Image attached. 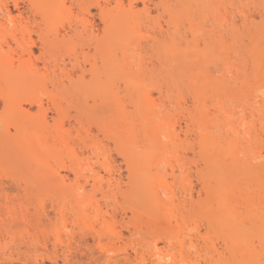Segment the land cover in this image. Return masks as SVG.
<instances>
[{
    "label": "rangeland",
    "instance_id": "rangeland-1",
    "mask_svg": "<svg viewBox=\"0 0 264 264\" xmlns=\"http://www.w3.org/2000/svg\"><path fill=\"white\" fill-rule=\"evenodd\" d=\"M36 1L37 2L39 1L40 4H38L37 2L35 3L34 0H6V1L0 0V5H1L0 6V35H1L0 36V72L3 71L4 73L2 72V74L4 75L6 74L8 75L7 72L9 69H10L9 72L10 71L14 72L17 69L18 71H16L15 73L19 72V75H17L18 77L13 76L14 78L13 81L17 80L15 83H13V81L10 80V82L13 83L11 87L10 85H8L9 83H7L4 78H2L3 75L0 73V264H142V263L151 264V262L153 261L152 260L153 256L152 257L150 256L152 253L157 252L156 249H159V251H162L163 254L164 253L166 254L169 251L170 254L175 255V257L174 256L173 257L175 258L174 261H176V264H185V263L186 264H194V263L195 264H215V263L217 264H236V263L242 264L243 260L241 257H239L240 255L237 254L238 252H235L236 253L235 254V253H231L229 251L223 250L224 249V246H223L224 238L223 237H225L224 231H226L225 228L227 227H222V229L224 228L223 229L224 231L223 233H220L222 232V231H218V228L220 227L215 226V225H218L219 221L223 218L222 212L224 209H222L221 211L219 208L221 207L220 205L223 203V201L220 202L219 200V202L216 203L218 200L216 201L215 198H212L213 195L211 197H208L209 195H205L204 191L201 190L202 187L201 188L199 187L201 184L199 183L201 182L200 181L201 179L199 180L200 176L198 172H200V175H201V174L207 173L208 171L212 170L210 169V166L212 165H208V163L207 164L205 163L206 165L209 166V167L208 166L206 167V165L202 161L206 160L208 157H212V156L215 157V155H218L217 153H221L223 155V152H225V150L228 151L226 149L228 143L226 144L225 141L229 140L230 142L231 139H227V137L232 138V140H235L237 138L236 139L237 141L236 140L234 141L237 144L233 143V145L235 146V149L231 147L232 155L236 153L234 156L235 157L239 156L238 159H235V163H234L236 164L237 170L239 172L240 170H242L241 171L242 173L241 172L240 173L243 175H247V173H245L246 167L242 165L244 167V171H243L242 166L240 168L239 166L242 163L246 165V162H249V166L251 165L252 167L250 166L251 167V170H250L248 166L247 167L248 170H250L251 172L252 170H254L253 172L255 174H258L257 176H259V177H256V175L253 174V176H255V178L257 179L254 178L253 180V177H252V179L250 180V176L248 177L246 176V178H243L242 180L243 176L237 170H235L237 171V175L239 174L238 176L239 179H237V181L235 180L234 183H232L233 184L232 189L234 190L235 187L238 190H241L242 188L244 189H242L243 193L242 191L240 193L238 190L234 191V197L236 198L238 197L237 194L235 195V193H238V192H239L238 195L242 194V196L238 198L242 197L245 199L248 197L249 199H251L253 197L254 199H251V200L254 201L253 203L255 205L254 206L255 208H253V205H252L253 203L249 201L250 204H249L248 209H250L251 212L253 210L255 211L253 212L256 213V215L255 216L253 215L254 216L253 218H258L256 219L257 221L256 220L252 221L250 219V217L252 216L249 214L250 216L247 218L249 220L246 219L249 222V224L248 222H246V224L244 225V229L241 228L242 229L241 232L245 234L243 235L241 232L239 233L240 230L237 232L239 233V235L242 234L241 236H246L245 239L248 236L249 239L248 238L247 239L249 241L251 240L253 241L252 243H254L255 246L252 245V247L254 246L252 250L257 247L256 249L252 251L253 254L255 253L254 257L256 256L258 257V255L260 256L261 253H264V251H262L261 249L259 250V248L261 247L256 245L258 244V242H256L257 237H255L258 235L262 236L264 232L263 231L264 219L259 218V217H262L259 215H258L259 217H256L258 214V211H260L263 214L261 210L262 208L264 209V203L263 201L262 202L260 201V200H263V193H264V183H263L264 182L263 181L264 180V176H263L264 169H262L264 168V165L262 166V168L258 167L264 164V156L260 155L262 153L264 155V126H263L264 125V95H263L264 81H262L264 80V74H263L264 73V70H263L264 69V57H263L264 56V0H194L193 2L192 0H121V1L120 0H109V1L108 0H95L96 2L94 0H88V1L87 0L85 1L84 0H45V1L36 0ZM76 1L79 3H77ZM239 1L241 4L239 3ZM42 2H45V3H42ZM47 2L49 6L51 7V8L49 7L50 10L47 6ZM86 2L88 3V5ZM194 2H195V5H194ZM130 3H131V6H130ZM14 4H17L18 7L15 8ZM35 4H38L39 7H37V5ZM99 4L102 8L105 7L107 11L111 12L112 17L110 19H107L105 16H104L105 18H103V16L101 15L102 13L99 11V7H94ZM145 5H148V7L145 8L144 7ZM4 6H7L6 8L10 11L9 16L5 12ZM85 6L87 9L85 8ZM82 7H84V9H86L87 11L82 9ZM185 7L189 9V11L185 9ZM210 8H212L215 11H213ZM45 9L47 11H51L52 13L50 15L51 17L46 13L47 11ZM191 9L193 11H191ZM130 10L134 13L133 14L134 16L135 15L138 16V13H139V16L138 17L136 16L135 21L132 20V18H130V21L128 20L129 22L127 23L126 21L127 19L125 18H127L128 15L126 14H128ZM184 11L186 12V15L188 14L189 18L184 15L185 14ZM124 12L126 13L125 18H123L124 15L122 16V18L119 16H116L117 13L123 14ZM135 12L137 14H135ZM171 14L173 15L171 16ZM6 16L8 17V19ZM56 17H59L58 19H60L61 17L60 20L63 21L62 24L57 22L60 25H56L57 23L54 20V18ZM9 18L10 19L12 18L11 21L12 22L15 21V22L9 25V22H8ZM80 18L85 19L86 23H89V24L86 25L83 19L82 20L85 24L82 23L81 22L82 20L81 21L79 20ZM143 18L144 19L147 18V19L144 20ZM47 19H49V21ZM174 19L176 20L175 23H177L176 26H175V23L173 26L171 25ZM49 22L50 23L52 22V25L53 23H56V24H54L55 26L53 27ZM131 22L132 24H130ZM125 23L128 24L129 30L132 28L131 26L129 27V24L133 25L135 27V28L133 27V30L135 32L131 30L130 31L134 32L138 36L141 35L142 38L139 39L137 36L135 35L133 36L132 33H129L130 31L127 32V35H126V31L123 32V30L127 28ZM110 24L111 26L113 25L114 28L116 26L115 29L117 30H120L119 27L122 28L121 30L124 36L123 38L121 37L122 35L119 36V40L122 39L121 40L122 42L119 41L120 44L117 43L116 45L115 40H117V37L114 35L117 33V31L112 30L114 28L111 27L112 35L110 34L111 36H109L110 38H108V40L111 39L109 40L110 41L109 43L111 44L112 47L111 49L108 48L110 49L109 53L111 54L108 55L109 64H107V66L108 68L110 67L112 68V66L110 65V61L111 63H114L113 59L115 58L114 59L115 67L113 66V69L110 68V70L112 71L114 70V72L111 73V71L109 70L110 73L109 75H107L108 70L106 69L107 71L104 72L105 69H102L104 68V65L106 62L105 61L104 65H102L103 63L102 59H104V57L102 58V56L103 55L105 57L107 56L108 49H107V53L100 51L102 49L101 48L99 49V47H97L98 46L97 40L101 39L102 37H106L104 35H106L107 33L106 32L104 33V28L108 27ZM117 24L120 26L117 27ZM123 24L125 25L126 28H124ZM45 25H49L48 28H50V30L46 27L49 30V32L53 29L55 30V27L57 26L55 31L58 30L57 31L58 34L60 32L59 38L60 37L62 38V35H64V37L69 39L70 42L67 41V39L65 38L64 43L61 44V46H64V47L62 48L58 47L57 49L52 48L53 50H49L50 48V47L48 48L49 44L47 45V47L45 46L46 48H44V46H41L42 42L40 38L43 39L45 36L44 34ZM79 25H81L82 27H80ZM189 25H191V28L189 27ZM173 27L176 30L172 31L174 29ZM80 31H81V34H80ZM54 33L56 34V32L54 31L51 34H54ZM76 33L79 35H77ZM138 33H141V34H138ZM51 34L47 35L48 37H50L49 39L53 38L52 36L54 37L56 36V35L51 36ZM72 34L73 35L75 34V35L73 36ZM41 35L43 36V38ZM76 36L77 37L80 36V37L76 38ZM15 37H17V40L19 42L16 41ZM31 41L34 42V44H32ZM258 41L260 42L259 43L260 45L257 44ZM112 42L115 45H113ZM25 43H26L25 45L26 48L23 46ZM125 44H127V46ZM160 45L161 47H163V49L160 48ZM222 45H224L225 48ZM166 46L169 47L167 48L168 56L166 54H165L166 56L164 55V52L166 51V48H165ZM116 47L119 49L116 50L115 49ZM47 48L49 51L47 50ZM112 48L115 50H113ZM174 48L175 49L177 48V49L175 50ZM226 48H229V49H226ZM161 49L164 50V52H162ZM28 50L29 52L31 50L29 54L27 53ZM172 50L174 52L173 54L170 53L171 54L170 55L169 52H172ZM200 51L201 53H199ZM70 53H73V54H70ZM111 55H112V58H110ZM257 55L259 57H257ZM122 56L125 59L122 58ZM194 56L196 57V59ZM76 57L78 59H75ZM128 57H129V60H126L128 59ZM162 57L166 59L164 60L162 59ZM170 57H171V61L169 60ZM28 58L30 60H28ZM179 58L181 59L184 58V59L181 60ZM214 58L215 59L219 58V59L215 60ZM161 60L163 61V63ZM176 61L178 62V64L176 63L177 65L175 64ZM18 62L19 63L22 62L24 66L20 65L22 63L19 64ZM116 62L118 65L116 64ZM168 62H169V65H168ZM255 62H256V65H255ZM123 63L124 64L126 63L125 65L127 66L123 65ZM116 65L119 66V68ZM209 66L212 71L210 72V74H209V71H210ZM7 67H9L8 70L6 69ZM126 67H128L129 70ZM254 67L256 69H254ZM116 68L118 69V71ZM200 68H202L203 70ZM90 69L92 70L94 69L96 71L98 70V73H99L98 81H100L99 84L102 83L104 86L107 85V88H109V90L107 88H103L104 86H102L101 84L97 85V80H96L97 78H95L94 80L92 71H90ZM148 69H150L152 72H149L150 70ZM154 69H156L157 71ZM126 70H128L127 73H126ZM159 70H161V72ZM158 71L159 73L157 74ZM21 72H22V75H20ZM200 74L201 75L203 74V75L201 76ZM259 74L260 76L262 74L263 77H260ZM100 75H102L103 77L102 76L100 77ZM126 76H128L129 79L126 78ZM131 79H133L132 81L135 84L131 81ZM192 79H195V81L193 80L191 82L190 80ZM213 79H215L216 81L214 82ZM93 80L94 82H96V84L93 82ZM217 80L220 83H218ZM128 81L132 82L131 84L133 86H131V84H128ZM210 81L211 83H208ZM256 81L260 83H256ZM186 82H188L187 85H186ZM200 82L202 85L200 84ZM79 83L83 84V87L82 85H79ZM190 83L192 84V87L194 85L195 87L191 88ZM242 83L244 84L248 83L250 87L248 85H247L248 87H246L245 85L242 86ZM113 84L115 85L113 86ZM197 84L199 85L197 86ZM85 85H86V88H84ZM94 85H97V86L95 87ZM99 86H102L101 87L102 89ZM210 86L211 87L213 86V88H211ZM214 86H218V87L215 88ZM93 87L96 88V90H94ZM98 87L99 89H101L100 90L101 92H98L99 90ZM133 87L135 89L138 87L137 88L138 90L137 89L135 90ZM228 87L233 88V89L232 90L230 89L229 93L227 94ZM103 89L104 91L102 92ZM143 89H145L146 92ZM216 89H219L220 91L218 90V92L216 93L217 91ZM234 89H236L237 92ZM75 90H76L75 94L76 93H77L76 95L79 94L78 97L73 93V91ZM84 90L86 93L82 92ZM142 90H143V93H142ZM244 90L247 92H245ZM110 91H113V92L115 91V93H111ZM136 91H138L139 93H137ZM201 91H205L206 94L205 92L202 93ZM108 92H110L109 94L110 98L107 95ZM214 92H215V95L213 94ZM238 92L241 94V96L245 97L246 100L242 98ZM101 93H105V94H101ZM147 93L149 94L146 95ZM188 93H190V95ZM195 93L196 94L198 93V94L196 95ZM245 93L247 97L245 96ZM138 94H140L139 97L141 96L140 97L141 100H139V97L137 96ZM142 94L146 95L149 98L150 100L149 102L151 103V105L147 100L148 98ZM99 95H101V97ZM112 95L114 96L112 97ZM203 95L204 97L200 99V97H202ZM207 95L209 96L207 97ZM33 98L39 99L40 104L38 103V105L37 104L35 105V102H38V101L37 100L35 101ZM107 98L114 100L116 104H114L113 106L112 104L113 102L111 103V101H109ZM172 98L175 101H173ZM215 98L217 99V101ZM193 99H195V101H192ZM209 99H212L213 102ZM27 100H29L28 101L29 103L27 102ZM93 100L97 103L95 105H97L98 108L97 106L92 104L94 102ZM98 100L100 102H98ZM145 100H147L149 105H147L148 103L143 104L141 102V101L144 102ZM30 101H32V105H29L31 104ZM136 101L138 105L136 104ZM57 102L59 103L58 109L61 110L62 114L57 109V105H58ZM140 102L142 104H140ZM233 102L235 103V105ZM261 102L263 104H261ZM193 104L194 105L197 104L196 108H194L195 106ZM89 105H91V108L96 107V109L94 110L91 109ZM20 106L22 110L26 112V114H28L26 122L23 121L21 118V116H24V115L22 114L23 112L20 111L19 109ZM99 106L101 107L99 108ZM137 106H138V110L136 109ZM146 106H148L147 109H146ZM149 107H151V109H149ZM140 109L141 110L144 109V111H142L143 115L142 114L140 115L139 113L141 112ZM200 110L205 113V116L206 115L207 116L205 117L203 115L204 113L199 114ZM19 111L22 113H20ZM116 111H117V114L115 113ZM147 111H149L150 117L146 116L148 115ZM110 113L111 115L113 114L115 117L113 115L111 117L109 115ZM119 113H120V117L122 115V118H125L122 121H121V118L118 117ZM93 114H95V116ZM106 114H108V116ZM215 114H216V118L219 116L217 118L218 120L216 118H213V116L215 117ZM116 115L118 118H120V120H118ZM193 115H194V118H192ZM196 115H198L197 116L198 121H196L197 119L195 118ZM199 116L201 118L205 117L204 120L206 119H208L209 121L211 120L210 122L208 121L210 123L209 125L208 122H205L202 119L203 125H204V122L208 124L207 127L205 126L207 128L205 129V131L209 130L208 131L209 133L211 131L212 135H210L208 132H207L208 134L206 135L205 134L206 132L202 130L204 129V127L202 126L203 128H201L199 127V125L198 126L196 125L197 122L199 123L201 122L200 125L202 124V120ZM106 117H108L107 118L109 119L108 121H104V119L106 120ZM157 118L161 122H158ZM239 118L243 119L244 122ZM155 119L156 121H154ZM192 119H194L195 121ZM219 119L222 124L219 122ZM235 119L237 120L239 119V120L237 121ZM126 120L128 123L124 122ZM139 120L141 123L143 122L142 126L140 122L138 123ZM144 120H146L145 122L146 125L144 124ZM18 121H20L21 123ZM236 121H237V125H235ZM258 121L262 123H259ZM150 122L152 124H155V127L157 128L156 132L152 136L151 134L153 133L150 130L151 129ZM214 122L216 123L219 122L220 124L218 123L217 125H215ZM101 123L103 125H101ZM120 123H123V125L125 126L123 127V125ZM192 123L194 126H192ZM23 124L25 127H27L25 129L28 131L23 129L24 128ZM126 124H128L127 125L128 127L126 126ZM245 124L246 126H248V129L245 126ZM260 124H262V126ZM107 125L110 128H112L111 131L109 128H106L107 131H104L105 129L104 126L107 127ZM213 126L219 129L216 130V128ZM226 126H228L227 129L224 128ZM229 126L231 129L229 128ZM250 126L252 127L249 128ZM58 127L61 129L60 132H59L60 129ZM116 127L117 128L119 127L118 130ZM236 127L238 129H236ZM120 128L122 131L124 130L125 133L119 130ZM129 128H130V131L128 132L125 131V130H128ZM143 128H144V131L142 130ZM197 128L198 129L201 128L200 129L201 132L204 131V134L206 135V138L208 140L213 138V141L214 143L216 142V144L211 145L212 142L210 141L211 143L210 144L208 140L206 141L204 139V137L201 139L202 134L199 133L200 131L197 132L196 130ZM56 129L58 130V132ZM131 129L133 131L129 135V132H131ZM241 129H243L244 131L242 130L241 132ZM246 129L248 131H246ZM149 131L151 133H149ZM174 131L175 132L177 131V135H179V138H177L178 136H176L177 138L176 139L174 135H172ZM225 132L228 133V136H226ZM146 133H147V137H146ZM125 134L127 135V137L133 135L131 136L132 138H134L133 142L137 144L136 145L134 143H129L128 146H131V148L129 147V149L127 146V149L128 150L131 149L132 152L138 151V153L136 152L134 156L136 163L139 160V158L137 159L136 155L138 156L139 154L140 158L141 156H145L146 159L143 158L142 160L145 161V163H148L147 166L145 167H147L146 169L148 170V172L150 171V175L154 173L156 174L159 173L158 175L161 176V178L158 179L159 181L155 182V184L153 183L154 186L152 184L150 185L152 186L151 188H153L155 191L154 195L156 194L158 195L157 197L154 196V198H156L155 202L157 203L156 204L157 206L155 207H152V201L154 203V199L151 196L149 197V195H147V197L143 199L141 197L146 196V195L140 194L139 190L141 189L138 190L139 192V193L137 192L138 195L136 194L135 189H131L132 187L135 188L138 185L136 184L131 185L134 181L133 179H135L133 176V174L135 173L134 172L135 170L132 171L134 173H132L131 175L130 170L128 171L127 169V164H126L127 162L125 163L124 158L121 155V151L125 149L123 147H126L125 144H128L127 143L128 139L125 137L126 136ZM57 135L61 137L62 140L58 139ZM112 135L114 137H112ZM249 135H251L252 137ZM115 136H118L119 138H121L122 136L123 139L121 138L120 140H116V138L118 139V137L115 138ZM131 137L130 139H132ZM148 137L150 138V140ZM172 137H174L175 139H173ZM251 138L253 142L251 141ZM258 138H259V141L263 140V141H260L263 145L259 143ZM203 139L204 141H206L204 143V147L206 148L208 152L211 151L212 149L213 150L211 151L212 154L209 153V155L207 154L205 156V153L202 152L201 145L203 146L202 144ZM145 140H148V141L146 142ZM151 141L155 142V145H151L153 146L154 149H152V147L148 148L150 147L148 142L150 143ZM254 141L256 142L258 141V142L256 143ZM56 142L58 145H56ZM67 142L69 144H66ZM123 142H126V143H124L123 145ZM128 142H132V140L131 141L128 140ZM154 142H151V143L154 144ZM159 142L161 146H158ZM54 143H55V146H58L59 148H62V149H59L57 147L59 150L57 149L56 151H54L56 149V147L54 146ZM218 144H221V146L224 148L223 149L221 147L222 149L221 148L217 149V150L221 149V151L223 150L222 152L221 151L216 152L215 148H217ZM139 145H143V146H139ZM146 146L148 147L146 148ZM41 147L42 149H40ZM52 147L54 148V150ZM120 147H122L123 149L120 150L121 149ZM188 147L191 148V150ZM49 148L50 149L52 148L51 152H54V153L57 152L55 154L53 153V155H56V156H53V155L49 156V154H52L49 152L50 151ZM63 148H65V151H63L64 150ZM158 148L159 150L156 152V149ZM205 148H203V151ZM209 148L210 150H208ZM36 149H38L41 152V154H37L39 151L37 150L38 152L36 153ZM236 149L237 150L239 149V150L237 151ZM260 149L261 151H259ZM41 150H43L44 152ZM68 150L69 152L71 151V154H72V151L74 150L73 153L75 154H72L74 156L72 155L70 157L65 156ZM149 150L150 152H153L152 154H150V157H149L150 160L146 156L147 155L146 151L147 153H150ZM134 152L132 153V155L134 154ZM201 152L203 155H201ZM140 153H143L146 155H143ZM229 153L228 154L226 153V154L229 155ZM101 154L102 155L106 154V157L105 155L102 156ZM226 154H224L225 157L222 158L224 159L223 161L225 164L223 163L224 165H222L221 163V165L223 166L221 167V171H229V169L233 167L232 165L233 162L232 164H228V165H226V163L229 160L232 161V159L235 157L231 159ZM37 155H40L39 157H41V155L44 157L45 155L44 157L45 159L43 160V157L40 159L38 158ZM48 156L52 157L53 159L51 158L49 159ZM258 156L259 157L262 156L261 159L256 158ZM213 157L212 159H214ZM105 158L106 160H104ZM71 159H73L75 163H73ZM142 160H140V162L138 163L143 162ZM167 161L169 162V164L167 163ZM217 162H219V159L218 161H216V164ZM237 162L239 163L238 165H237ZM145 163L144 162L141 163V166ZM102 164L103 165L107 164V165L106 166L104 165L105 166L104 167ZM158 164L160 165L158 166ZM172 165L174 166L175 169H173ZM202 165L203 166L205 165V166L203 167ZM70 166H71V169H70ZM198 166L199 167L201 166L202 169L205 168L203 169L205 171L203 172V170L200 169ZM136 167L137 166H134V169ZM158 167L159 168L162 167L160 168L162 171ZM171 167L174 172L171 170ZM197 168L199 169V171ZM206 168L208 170H206ZM107 169L108 171H106ZM146 169H144L145 172H147ZM177 169H179L181 172L179 173ZM138 170L139 172L143 171L140 167V164H138ZM207 174H210V173L208 172ZM207 174L206 176H208ZM261 174L262 176L260 177ZM181 175H185L183 177H185L186 184L183 183L184 178H181V177L179 178V176ZM135 176H136V179H140V177L137 178L136 173H135ZM215 177L213 179H215ZM213 179L210 180L211 185L212 184L214 185V183H212L214 182ZM60 180H63L64 183H60ZM248 180L250 182L252 181L253 184L252 182L249 183ZM93 181L97 185L94 184ZM108 181H110V184H108L109 183ZM111 182H113L114 184H112ZM93 184L95 186H93ZM115 184H117V186L119 187H116ZM235 184H237L238 186ZM254 184L257 185V187ZM164 185L165 187H163ZM222 186L223 187L225 186V188L227 187L224 184ZM145 188L147 189L148 187H145ZM225 188L219 189V190H222V192L219 195L220 197L222 196L224 197V195L226 194L225 190L227 189ZM248 188L252 189V191L249 190ZM143 190L145 189L143 188ZM169 190L171 191V194ZM164 191L165 193H163ZM197 193L198 194L201 193L202 195L200 194V197H199ZM189 194H190V197H187V195L189 196ZM249 194L252 197L248 196ZM205 196L208 198H206ZM243 196H246V197H243ZM173 198L175 199L177 198V199L175 200ZM236 198L233 199L232 203L230 201L232 205L230 203L229 205H231V207H233V205L234 207L237 206V203H240L242 201V198L241 199H238V198L236 199ZM236 200L238 201L237 203H236ZM245 200H248V199H245ZM184 201H185V204H184ZM225 202L226 201H224V203ZM257 202L258 204L261 202L262 203L261 205L263 206H258V204H256ZM132 204L133 205L135 204L136 206L135 205L133 206ZM207 204L210 206L209 210H208ZM205 205L208 211L203 210L205 209V207H203ZM256 205H257V208H256ZM187 207L190 209H188ZM222 207L225 208L226 205L225 207L224 206ZM238 207L240 211H242L243 213L245 210L244 205L238 206ZM152 208H155V209L152 210ZM158 208L159 210H161L160 212L159 210H157ZM176 210L178 211V214ZM201 210H203L205 213L209 212L212 216L214 214L213 217L216 219V222L214 220L215 222L214 223L211 220L213 218L212 217L210 218L211 215L209 213L208 214L210 216H208V214H204L203 211H202L203 214H201L200 212ZM217 211H219L221 215L220 216L221 219L219 221H218L219 214L218 216H216L217 214L215 213ZM143 212L146 214H144ZM163 212H165L166 214L165 213L163 214ZM34 214H36L35 217L33 216ZM37 214L39 216H37ZM152 214H154L155 217H157L156 219H159L160 221L159 220L155 221V218L154 219L152 218L153 220L149 219L148 216H151V217L154 216ZM203 215H206V218L208 217L207 219L210 218L209 222L211 223L209 222L207 223V219ZM146 216H147V222L145 219ZM160 216L162 217L160 218ZM140 220H143V221H140ZM144 220H145L146 225L148 223L147 226L143 225ZM152 221L156 225H154ZM176 221L180 222L177 224H179L180 225L179 227H181L184 230L180 228L179 229L180 232L176 231V234L171 233V235H174V236H170V235H169L170 237L167 236L168 242H164L166 240L163 239V236L167 231H165L164 233V230L161 229V226L163 228H165L166 226V229L172 228L174 230L175 229L174 226H177L175 223ZM183 221H184V224H182ZM149 223L156 226V228H154L153 225H150V229H149ZM222 223L224 224V226L227 224V223H224L223 221ZM222 223H221V226H223ZM210 224L212 225L211 229H210L211 227ZM139 225L142 226V227L140 226L141 230L139 229ZM157 225L158 226L161 225V226L158 228ZM213 225L215 226L217 230L213 229L214 228ZM208 227H209V231H208ZM153 228L155 230H157V228L161 229V231L156 233ZM195 229L198 230L199 232L197 233ZM134 230H135V233L137 234L134 233ZM162 231L164 233L162 235L160 234L162 238L161 236L157 237L158 235L157 236L154 235L155 233L158 234V233H161ZM171 232H175V231L171 230ZM112 233L115 235L112 236L111 235ZM166 234L168 235L169 233L167 232ZM145 235H148V236H145ZM116 236L117 237L119 236V237L117 238ZM176 239L178 243L179 241L185 242V244L184 242L181 243L182 244L181 247L183 246L184 248V250L182 248L183 252L181 248L178 246L179 244L176 243L177 242ZM151 240L152 241L154 240V241L152 242ZM188 240L189 241L192 240L194 241V243L191 241L192 243L189 244ZM169 241H170V244H167L169 243ZM174 242H175V245H174ZM207 242H209V245ZM153 243H155L154 244L156 246L155 249H153V247H155ZM194 244H195V248L193 246ZM186 245L188 247L191 246L192 248L191 247L186 248ZM197 248L199 249L197 250ZM207 249L210 251H208ZM135 250H137L138 252ZM217 250H219L218 252L220 253L221 251H223L221 253L222 255H220V253L218 254V252L216 253ZM178 251H180L181 253ZM210 252H213V253H210ZM178 253L181 254V256ZM124 254H126V256L128 255L127 260L131 259L129 260L130 262L128 261V263H126L125 261L126 257L123 258ZM245 255H242V256H245ZM213 256L214 257L216 256V257L214 258ZM155 260L156 258L154 257V262ZM182 260H184V263H182ZM208 260H210L211 262ZM216 260L218 261L216 262Z\"/></svg>",
    "mask_w": 264,
    "mask_h": 264
},
{
    "label": "bare ground",
    "instance_id": "bare-ground-1",
    "mask_svg": "<svg viewBox=\"0 0 264 264\" xmlns=\"http://www.w3.org/2000/svg\"><path fill=\"white\" fill-rule=\"evenodd\" d=\"M5 1H6V0H5ZM44 1H45V0H44ZM84 1H85V0H84ZM87 1H88V0H87ZM94 1H95V0H94ZM108 1H109V0H108ZM120 1H121V0H120ZM193 1H194V0H192V2H193ZM34 2L36 3L37 1L34 0ZM76 2H77V1H76ZM76 2H75V3H76ZM95 2H96V1H95ZM95 2H94V3H95ZM116 2H117V1H116ZM244 2H245V1H244ZM37 3L40 4L39 1H38ZM42 3H45V2H42ZM77 3H79V2H77ZM86 3H87V2H86ZM86 3H85V4H86ZM90 3H92V2H90ZM94 3H93V4H94ZM239 3H240V1H239ZM38 4H35V5H37V7H39ZM204 4H205V3H204ZM240 4H241V3H240ZM77 5H78V4H77ZM87 5H88V3H87ZM161 5H162V3H161ZM194 5H195V2H194ZM201 5H202V4H201ZM0 6H1V5H0ZM14 6H15V8L18 7L17 4H14ZM47 6H48V8L50 7L49 4H48V2H47ZM51 6H52V5H51ZM102 6H103V5H102ZM106 6H107V5H106ZM130 6H131V3H130ZM164 6H165V5H164ZM183 6H184V5H183ZM205 6H206V5H205ZM2 7H3V6H2ZM6 7H7V6H4V9H5V12H6V13L8 14V16H9V14H10L9 12H10V11H9ZM55 7H56V6H55ZM50 8H51V7H50ZM50 8H49V10H50ZM85 8H86V6H85ZM195 8H196V7H195ZM205 8H206V7H205ZM4 9H3V10H4ZM39 9H40V8H39ZM82 9H84V7H82ZM82 9H81V11H82ZM86 9H87V8H86ZM86 9H84V10L87 11ZM97 9H98V8H97ZM116 9H117V8H116ZM116 9H115V10H116ZM185 9H187V8L185 7ZM210 9H212V8H210ZM214 9H215V8H214ZM45 10H46V9H45ZM123 10H124V9H123ZM187 10L189 11V9H187ZM201 10H202V9H201ZM212 10H213V9H212ZM217 10H218V9H217ZM39 11H41V10H39ZM46 11H47V10H46ZM58 11H59V9H58ZM99 11L102 13L101 15L103 16V18L106 17L107 19H110V18L112 17V16H111V12H110V11H107L105 7L102 8V7L100 6V4H99ZM113 11H114V10H113ZM135 11H136V10H135ZM191 11H193V10L191 9ZM213 11H215V10H213ZM35 12H36V11H35ZM37 12H38V11H37ZM48 12H49V13H48ZM184 12H185V11H184ZM2 13H3V12H2ZM46 13H47L49 16L52 14L51 11H47ZM82 13H83V11H82ZM87 13H88V12H87ZM144 13H145V12H144ZM146 13H147V12H146ZM174 13H176V12H174ZM216 13H217V12H216ZM33 14H34V13H33ZM54 14H55V13H54ZM119 14H120V15H119ZM125 14H126L125 12H124L123 14H122V13H117L116 16H119V17L122 18V16L124 15L123 18H125L126 15H128L127 18H125V19H127V20H126L127 23L130 21V18H132V20L135 21L137 15L134 16V15H133L134 13H133L131 10L129 11L128 14H126V15H125ZM135 14H137V13L135 12ZM145 15H146V14H145ZM172 15H173V14H171V16H172ZM184 15H185L186 17L189 18L188 14L186 15V12H185ZM211 15H212V14H211ZM35 16H36V15H35ZM37 16H38V15H37ZM45 16H46V15H45ZM56 16H57V14H56ZM58 16H59V15H58ZM104 16H105V17H104ZM138 16H139V13H138ZM138 16H137V17H138ZM6 17H7V16H6ZM47 17H48V16H47ZM47 17H46V18H47ZM50 17H51V16H50ZM53 17H54V16H53ZM66 17H67V16H66ZM83 17H84V16H83ZM133 17H134V18H133ZM173 17H174V16H173ZM175 17H176V16H175ZM58 18H59V17L54 18L55 22H56V23L59 22V23L62 24L63 21L60 20L61 17H60V19H58ZM68 18H69V17H68ZM184 18H185V17H184ZM7 19H8V17H7ZM11 19H12V18H11ZM82 19H83V18H80L79 20L81 21ZM143 19H144V18H143ZM146 19H147V18H145L144 20H146ZM169 19H171V18H169ZM41 20H42V19H41ZM47 20L49 21V19H47ZM70 20H71V19H70ZM83 20H84V22L86 23V20H85V19H83ZM83 20L81 21L82 23H84ZM128 20H129V21H128ZM141 20H142V19H141ZM223 20H224V19H223ZM34 21H35V20H34ZM34 21H33V22H34ZM60 21H61V22H60ZM77 21H78V20H77ZM105 21H106V20H105ZM126 21H125V22H126ZM134 21H133V23H134ZM138 21H139V20H138ZM169 21H170V20H169ZM175 21H176L175 19L173 20V23H172V21H171V23H172L171 25H172V26L174 25ZM14 22H15V21H14ZM14 22H11V23H14ZM45 22H46V21H45ZM52 22H53V21H52ZM52 22H51V23L49 22V23L52 25ZM19 23H20V22H19ZM47 23H48V22H47ZM56 23H53L52 26L54 27V26H55L54 24H56ZM59 23H57L56 25H60ZM85 23H84V24H85ZM112 23H113V22H112ZM118 23H119V22H118ZM127 23H125L127 28H126L125 25L123 24L124 28H126V29L123 28V29H124L123 32L126 31V35H127V32H129L130 30H131V31H134V30H133V27H134V26H133V25H130V24H132V22L129 24V27H130V26L132 27L130 30H129V28H128V24H127ZM188 23H189V21H188ZM78 24H80V23H78ZM87 24H89V23H86V25H87ZM141 24H142V23H141ZM168 24H169V23H168ZM9 25H10V24H9ZM42 25H43V24H42ZM82 25H83V24H82ZM121 25H122V23H121ZM142 25H143V24H142ZM146 25H147V24H146ZM155 25H156V24H155ZM176 25H177V23H175V26H176ZM19 26H20V25H19ZM79 26L82 27L81 25H79ZM118 26H120V25L117 24V27H118ZM167 26H168V25H167ZM172 26H171V27H172ZM175 26H174V27H175ZM192 26H193V25H192ZM14 27H15V26H14ZM23 27H24V26H23ZM46 27L48 28L49 25H45V30H46V31L44 30V34H45L44 38H43V36L41 35L42 38H43V39L40 38V40H41V42H42V43H41V46H44V48H46L47 45L49 44L48 48H49V47L51 48V49L49 48V50L57 49L58 47H60V48L64 47V46H61V44L64 43V40H65L66 37H64V35H62V38H61V37L59 38V34H60V32H59V34H58V33H57L58 30L55 31L57 26L55 27V30H54V29L51 30L52 32H53V31L56 32V34H55V33H54V34H51L52 32H51V31H50L51 33L49 32L50 28H48V29H49V30H48ZM85 27H86V26H85ZM111 27L114 28V26H113V25L111 26V24H110L108 27H105V28H104V33L106 32L107 34L104 35V36H106V37H102L101 39L97 40V45H98L97 47H99V49H100V48L102 49V50H100V51H103V52H106V53H107V49H108V48L111 49V47H112L111 44L109 43V42H110L109 40H111V39L108 40V38H110L109 36L112 35ZM159 27H160V25H159ZM159 27H158V28H159ZM174 27H173V28H174ZM189 27L191 28V25H189ZM4 28H5V27H4ZM77 28H78V27H77ZM115 28H116V26H115ZM115 28L112 29V30H116V31H117V33L114 35V36L117 37V40H115V44L117 45V43L120 44L119 41L122 40V39L119 40V36L122 35L121 37L123 38L124 34H122V30H121L122 28L119 27L120 30H117V29H115ZM134 28H135V27H134ZM64 29H65V28H64ZM69 29H70V28H69ZM81 29H82V28H81ZM127 29H128V30H127ZM79 30H80V29H79ZM88 30H89V29H88ZM95 30H96V29H95ZM171 30H172V29H171ZM174 30H176V29L174 28L172 31H174ZM191 30H192V29H191ZM193 30H195V29H193ZM1 31H2V30H1ZM13 31H14V30H13ZM64 31H66V30H64ZM96 31H97V30H96ZM131 31H130L129 33H132L133 36L135 35V36H137L139 39L142 38L141 35H139V36H140V37H139L137 34H135V33H134L135 31H134V32H131ZM172 31H171V32H172ZM229 31H230V30H229ZM40 32H41V31H40ZM40 32H39V33H40ZM76 32H77V31H76ZM93 32H94V31H93ZM110 32H111V33H110ZM138 32H139V31H138ZM157 32H158V31H157ZM168 32H169V31H168ZM5 33H6V32H5ZM42 33H43V31H42ZM47 33H49V34H47ZM99 33H100V32H99ZM120 33H121V34H120ZM172 33H173V32H172ZM172 33H171V34H172ZM12 34H13V33H12ZM20 34H21V33H20ZM50 34H51V36H52V35H56V36H55V37L52 36L53 38L49 39L50 37H48L47 35H50ZM76 34H77V33H76ZM80 34H81V31H80ZM110 34H111V35H110ZM132 34H131V35H132ZM138 34H141V33H138ZM162 34H163V33H162ZM8 35H9V34H8ZM13 35H14V34H13ZM22 35H23V33H22ZM39 35H40V34H39ZM70 35H71V34H70ZM72 35H73V34H72ZM74 35H75V34H74ZM74 35H73V36H74ZM77 35H79V34H77ZM117 35H118V36H117ZM157 35H158V34H157ZM0 36H1V35H0ZM81 36H83V35H81ZM84 36H85V35H84ZM129 36H130V35H129ZM143 36H144V35H143ZM146 36H147V35H146ZM2 37H3V36H2ZM13 37H14V36H13ZM47 37H48V38H47ZM71 37H72V36H71ZM78 37H80V36H78ZM78 37L76 36V38H78ZM116 37H115V38H116ZM127 37H128V36H127ZM131 37H132V36H131ZM159 37H160V36H159ZM164 37H165V36H164ZM260 37H261V36H260ZM6 38H7V37H6ZM11 38H12V37H11ZM15 38H16V41H18V40H17V37H15ZM162 38H163V37H162ZM47 39H48V40H47ZM66 39H67V38H66ZM70 39H71V38H70ZM139 39H138V40H139ZM143 39H144V38H143ZM261 39H263V38H261ZM130 40H131V39H130ZM160 40H161V39H160ZM174 40H175V39H174ZM257 40H259V39H257ZM5 41H6V40H5ZM67 41H69V39H67ZM67 41H66V42H67ZM117 41H118V42H117ZM216 41H217V39H216ZM261 41H262V40H261ZM3 42H4V41H3ZM18 42H19V41H18ZM31 42H32V41H31ZM69 42H70V41H69ZM121 42H122V41H121ZM123 42H124V41H123ZM126 42H127V41H126ZM126 42H125V43H126ZM174 42H175V41H174ZM219 42H220V41H219ZM254 42H256V41H254ZM7 43H8V41H7ZM112 43H113V42H112ZM217 43H218V41H217ZM259 43H260V42L258 41L257 44H259ZM2 44H3V43H2ZM14 44H15V43H14ZM19 44H21V43H19ZM32 44H34V42H32ZM69 44H70V43H69ZM115 44L113 43V45H115ZM119 44H118V45H119ZM121 44H122V43H121ZM130 44H131V43H130ZM135 44H136V43H135ZM222 44H223V42H222ZM235 44H236V43H235ZM22 45H23V44H22ZM25 45H26V43H25L23 46L25 47ZM58 45H60V46H58ZM123 45H124V44H123ZM125 45L127 46V44H125ZM138 45H139V44H138ZM164 45H165V44H164ZM217 45H218V44H217ZM259 45H260V44H259ZM8 46H9V45H8ZM45 46H46V47H45ZM56 46H57V47H56ZM65 46H66V45H65ZM73 46H74V45H73ZM219 46H220V44H219ZM222 46L224 47V45H222ZM222 46H221V47H222ZM226 46H227V45H226ZM27 47H28V46H27ZM55 47H56V48H55ZM66 47H67V46H66ZM136 47H137V46H136ZM136 47H135V48H136ZM172 47H173V46H172ZM223 47H222V48H223ZM17 48H18V47H17ZM25 48H26V47H25ZM25 48H24V49H25ZM48 48H47V50H48ZM52 48H53V49H52ZM75 48H76V47H75ZM158 48H159V47H158ZM160 48L163 49V47H161V45H160ZM165 48H166V51H165L166 53L164 52V50H162V49H161V50H162V52H164V55H165V54L167 55V52H168L167 48H169V47L166 46ZM210 48H211V47H210ZM222 48H221V49H222ZM224 48H225V47H224ZM224 48H223V49H224ZM110 49H108V54H107L106 57H105L104 55L102 56V58L104 57V59H102V62H103L102 65H104V62L106 61V62H105V65H104V68H102V69H105L104 72L108 70V73L106 72L107 75H109V73H110L109 70H110V68H111L110 66H109L110 68H108V66H107V64H109V58H108V55L111 54V53H109V52H110V51H109ZM112 49H113V48H112ZM115 49L117 50V49H119V48L116 47ZM115 49H113V50H115ZM122 49H123V48H122ZM171 49H172V48H171ZM174 49H175V48H174ZM176 49H177V48H176ZM176 49H175V50H176ZM184 49H185V48H184ZM184 49H183V50H184ZM189 49H191V48H189ZM194 49H195V48H194ZM226 49H229V48H226ZM45 50H46V49H45ZM49 50H48V51H49ZM113 50H112V51H113ZM125 50H126V48H125ZM253 50H254V49H253ZM23 51H24V50H23ZM119 51H120V50H119ZM122 51H124V50H122ZM170 51H171V50H170ZM177 51H178V50H177ZM30 52H31V50H30ZM30 52H29V50H28L27 53L29 54ZM173 52H174V51L172 50V52H169V54H170V53L173 54ZM178 52H179V51H178ZM180 52H181V51H180ZM189 52H190V51H189ZM257 52H258V51H257ZM106 53H105V54H106ZM112 53H113V52H112ZM199 53H201V51H200ZM212 53H213V52H212ZM212 53H211V54H212ZM248 53H249V52H248ZM70 54H73V53H70ZM75 54H76V52H75ZM96 54H97V53H96ZM100 54H101V53H100ZM116 54H117V53H116ZM162 54H163V53H162ZM171 54H170V55H171ZM180 54H181V53H180ZM258 54H259V53H258ZM45 55H46V54H45ZM166 55H165V56H166ZM177 55H178V54H177ZM184 55H185V54H184ZM203 55H204V54H203ZM203 55H202V56H203ZM248 55H249V54H248ZM260 55H261V53H260ZM49 56H50V55H49ZM113 56H114V55H113ZM167 56H168V55H167ZM210 56H211V55H210ZM214 56H216V55H214ZM262 56H263V55H262ZM114 57H115V56H114ZM194 57H195V56H194ZM257 57H259V56L257 55ZM263 57H264V56H263ZM48 58H49V57H48ZM50 58H51V57H50ZM110 58H112V55L110 56ZM118 58H119V57H118ZM122 58H124V57L122 56ZM138 58H139V57H138ZM261 58H262V57H261ZM75 59H78V58L76 57ZM105 59H106V60H105ZM107 59H108V60H107ZM114 59H115V58H114ZM114 59H113L114 63H111V61H110V65L112 66L111 69H113V66L115 67V60H114ZM124 59H125V58H124ZM136 59H137V57H136ZM162 59L165 60L166 58H163V57H162ZM179 59H181V58H179ZM183 59H184V58H183ZM183 59H181V60H183ZM188 59H189V57H188ZM195 59H196V57H195ZM210 59H212V58H210ZM214 59H215V58H214ZM216 59H219V58H216ZM216 59H215V60H216ZM28 60H30V59L28 58ZM48 60H49V59H48ZM52 60H53V59H52ZM103 60H104V61H103ZM120 60H121V59H120ZM122 60H123V59H122ZM126 60H129V57H128V59H126ZM169 60L171 61V57H170ZM186 60H187V59H186ZM204 60H205V59H204ZM207 60H208V59H207ZM259 60H260V58H259ZM138 61H139V60H138ZM138 61H137V62H138ZM161 61H162V60H161ZM170 61H169V62H170ZM172 61H173V60H172ZM202 61H203V60H202ZM257 61H258V60H257ZM76 62H77V61H76ZM84 62H85V60H84ZM91 62H92V61H91ZM100 62H101V61H100ZM119 62H120V61H119ZM122 62H123V61H122ZM127 62H128V61H127ZM127 62H126V63H127ZM139 62H140V61H139ZM164 62H165V61H164ZM169 62H168V65H169ZM183 62H184V61H183ZM190 62H191V61H190ZM259 62H260V61H259ZM259 62H258V63H259ZM10 63H11V62H10ZM18 63H19V62H18ZM20 63H22V62H20ZM20 63H19V64H20ZM126 63H125V64H126ZM158 63H159V62H158ZM162 63H163V61H162ZM176 63L178 64L177 61L175 62V64H176ZM95 64H96V63H95ZM116 64H117V62H116ZM121 64H122V63H121ZM125 64L123 63V65H125ZM170 64H171V63H170ZM177 64H176V65H177ZM20 65L24 66L23 63L20 64ZM20 65H19V66H20ZM83 65H84V64H83ZM117 65H118V64H117ZM117 65H116V66H117ZM123 65H122V66H123ZM138 65H139V64H138ZM160 65H161V64H160ZM203 65H204V64H203ZM239 65H240V64H239ZM241 65H242V64H241ZM255 65H256V62H255ZM258 65H259V64H258ZM258 65H257V66H258ZM260 65H261V64H260ZM125 66H127V65H125ZM156 66H157V65H156ZM163 66H164V65H163ZM166 66H167V65H166ZM5 67H6V66H5ZM12 67H13V66H12ZM12 67H11V68H12ZM79 67H80V66H79ZM117 67L119 68V66H117ZM123 67H124V66H123ZM128 67H130V66H128ZM128 67H126V68L128 69ZM154 67H155V66H154ZM169 67H170V66H169ZM240 67H241V66H240ZM240 67H239V68H240ZM255 67H256V66H255ZM255 67H254V69H256ZM83 68H84V67H83ZM98 68H99V67H98ZM144 68H145V67H144ZM167 68H168V67H167ZM203 68H204V67H203ZM230 68H231V67H230ZM230 68H229V69H230ZM259 68H260V67H259ZM259 68H258V70H259ZM6 69L8 70L9 67H7ZM28 69H29V68H28ZM106 69H107V70H106ZM114 69H115V68H114ZM116 69H117V68H116ZM120 69H122V68H120ZM123 69H124V68H123ZM145 69H146V68H145ZM158 69H159V68H158ZM165 69H166V68H165ZM165 69H164V70H165ZM170 69H171V68H170ZM200 69H202V68H200ZM243 69H244V68H243ZM2 70H3V69H2ZM9 70H10V69H9ZM9 70H8V72H7L9 76H8L7 74H6V75L2 74L3 71H1L0 73L3 75L2 78H4L5 81H6L7 83H9L8 85H10V87H11V85L17 81V80H16V81H13V80H14L13 76H14V77H18L17 75H19V72L15 73L16 71H18V69H17L16 71H14V69H13L14 72H12V71L9 72ZM59 70H60V69H59ZM78 70H79V68H78ZM93 70H94V69H93ZM93 70L90 69V71H92V74H93L94 80H95V78H97V79H96V80H97V85H100V84H101L102 86H104L102 83L99 84L100 81H98V79H99V78H98V77H99L98 70H97V71H96V70L93 71ZM128 70H129V69H128ZM128 70H126V73L128 72ZM130 70H131V69H130ZM148 70H150V69H148ZM154 70H156V69H154ZM161 70H163V69H161ZM161 70H159V71L161 72ZM168 70H169V69H168ZM178 70H179V69H178ZM202 70H203V69H202ZM207 70H208V69H207ZM209 70H210V71H209V74H210V72H212L211 69H210V66H209ZM235 70H236V69H235ZM263 70H264V69H263ZM32 71H33V70H32ZM110 71H111V73L114 72V70H113V71L110 70ZM117 71H118V69H117ZM117 71H115V72H117ZM143 71H144V70H143ZM156 71H157V70H156ZM159 71L157 72V74L159 73ZM195 71H196V70H195ZM197 71H198V69H197ZM197 71H196V72H197ZM260 71H261V69H260ZM80 72H81V71H80ZM101 72H102V71H101ZM122 72H123V71H122ZM129 72H130V71H129ZM149 72H152V71L150 70ZM170 72H172V71H170ZM203 72H204V71H203ZM205 72H206V71H205ZM225 72H226V71H225ZM229 72H230V71H229ZM255 72H256V70H255ZM255 72H254V74H255ZM3 73H4V72H3ZM10 73H11V74H10ZM13 73H15V74H13ZM106 73H105V74H106ZM164 73H166V72H164ZM177 73H178V71H177ZM199 73H200V72H199ZM230 73H231V72H230ZM132 74H133V73H132ZM136 74H137V72H136ZM150 74H151V73H150ZM190 74H191V73H190ZM190 74H189V75H190ZM204 74H205V73H204ZM211 74H212V73H211ZM224 74H225V73H224ZM238 74H239V73H238ZM243 74H244V73H243ZM263 74H264V73H263ZM20 75H22V72H21ZM64 75H65V74H64ZM84 75H85V74H84ZM117 75H118V74H117ZM125 75H126V74H125ZM133 75H134V74H133ZM163 75H164V74H163ZM200 75H201V74H200ZM202 75H203V74H202ZM202 75H201V76H202ZM205 75H206V74H205ZM219 75H220V74H219ZM226 75H227V74H226ZM11 76H12V77H11ZM69 76H70V75H69ZM101 76H102V75H100V77H101ZM105 76H106V75H105ZM137 76H138V75H137ZM137 76H136V77H137ZM153 76H154V75H153ZM160 76H161V75H160ZM180 76H181V75H180ZM192 76H193V75H192ZM208 76H210V75H208ZM211 76H212V75H211ZM233 76H234V75H233ZM235 76H236V75H235ZM259 76H260V74H259ZM5 77H6V78H5ZM9 77H10V79H9ZM64 77H65V76H64ZM102 77H103V76H102ZM114 77H115V76H114ZM130 77H132V76H130ZM134 77H135V76H134ZM171 77H172V76H171ZM195 77H197V76H195ZM195 77H194V78H195ZM213 77H214V76H213ZM215 77H216V76H215ZM237 77H238V76H237ZM260 77H263L262 74H261ZM11 78H12V79H11ZM19 78H20V77H19ZM19 78H18V79H19ZM66 78H67V76H66ZM126 78H128V76H126ZM161 78H162V77H161ZM184 78H185V77H184ZM207 78H208V77H207ZM220 78H221V76H220ZM235 78H236V77H235ZM256 78H257V77H256ZM4 79H3V80H4ZM7 79H8V80H7ZM62 79H63V78H62ZM84 79H85V78H84ZM120 79H121V78H120ZM128 79H129V78H128ZM128 79H127V80H128ZM204 79H205V78H204ZM10 80H12L13 83L10 82ZM94 80H93V82H94ZM109 80H110V78H109ZM115 80H116V79H115ZM132 80H133V79H131V81H132ZM144 80H145V79H144ZM193 80L195 81V79H192V80H190V81L192 82ZM211 80H212V79H211ZM213 80H214V82L216 81L215 79H213ZM129 81H130V80H129ZM129 81H128V84H131V83L133 82V81H132V82H129ZM178 81H179V80H178ZM190 81H189V82H190ZM227 81H228V80H227ZM229 81H230V80H229ZM239 81H241V80H239ZM262 81H264V80H262ZM56 82H57V80H56ZM77 82H78V81H77ZM93 82H92V84H93ZM104 82H105V81H104ZM176 82H177V81H176ZM179 82H180V81H179ZM206 82H207V80H206ZM212 82H213V81H212ZM217 82H218V80H217ZM69 83H70V82H69ZM71 83H72V82H71ZM80 83H81V82H80ZM80 83H79V85H82V87H83V84H80ZM94 83L96 84V82H94ZM106 83H107V82H106ZM133 83H134V82H133ZM136 83H137V82H136ZM141 83H142V82H141ZM181 83H182V81H181ZM187 83H188V82H186V85H187ZM204 83H205V82H204ZM208 83H211V81L208 82ZM218 83H220V82H218ZM218 83H217V84H218ZM256 83H260V82H257V81H256ZM256 83H254V84H256ZM40 84H41V83H40ZM60 84H61V83H60ZM73 84H74V83H73ZM73 84H72V85H73ZM89 84H91V83H89ZM134 84H135V83H134ZM200 84H201V82H200ZM205 84H206V83H205ZM215 84H216V83H215ZM239 84H240V82H239ZM66 85H67V84H66ZM97 85H94V86L96 87ZM114 85H115V84H113V86H114ZM142 85H143V84H142ZM145 85H146V84H145ZM182 85H183V83H182ZM190 85H191V86H190L191 88L195 87V85L192 87V84H191V83H190ZM198 85H199V84H197V86H198ZM201 85H202V84H201ZM230 85H231V84H230ZM243 85H245L246 87L249 86L248 83H245V84L242 83V86H243ZM247 85H248V86H247ZM257 85H259V84H257ZM53 86H54V85H53ZM55 86H56V85H55ZM57 86H58V85H57ZM91 86H92V85H91ZM102 86H99V87L101 88ZM113 86H112V87H113ZM131 86H133V85L131 84ZM146 86H147V85H146ZM171 86H173V85H171ZM171 86H170V87H171ZM239 86H240V85H239ZM261 86H262V85H261ZM45 87H46V86H45ZM58 87H59V86H58ZM69 87H70V85H69ZM69 87H67V88H69ZM76 87H77V86H76ZM87 87H88V86H87ZM99 87H98V89H99ZM108 87H109V86H108ZM115 87H116V86H115ZM120 87H121V86H120ZM174 87H175V86H174ZM185 87H186V86H185ZM210 87H211V86H210ZM214 87L216 88V87H218V86H214ZM229 87H230V86H229ZM229 87H228L227 94L229 93V90H230V89H231V90L233 89V88H229ZM249 87H250V86H249ZM79 88H80V87H79ZM84 88H86V85H85ZM84 88H83V89H84ZM91 88H92V87H91ZM91 88H90V89H91ZM93 88H94V87H93ZM103 88H107V85L104 86ZM133 88H134V87H133ZM137 88H138V87H137ZM137 88H136V89H137ZM144 88H146V87H144ZM164 88H165V87H164ZM187 88H188V86H187ZM187 88H186V89H187ZM191 88H190V89H191ZM199 88H200V87H199ZM211 88H213V86H212ZM238 88H240V87H238ZM242 88H243V87H242ZM72 89H73V88H72ZM75 89H76V88H75ZM101 89H102V88H101ZM101 89H99L98 92H101V91H100ZM107 89L109 90V88H107ZM134 89H135V88H134ZM134 89H133V90H134ZM136 89H135V90H136ZM160 89H161V88H160ZM172 89H173V88H172ZM236 89H237V88H236ZM236 89H234V90L236 91ZM94 90H96V88H94ZM108 90H107V91H108ZM110 90H111V89H110ZM131 90H132V88H131ZM135 90H134V91H135ZM137 90H138V89H137ZM143 90L145 91V89H143ZM143 90H142V93H143ZM146 90H147V89H146ZM192 90H193V89H192ZM206 90H207V88H206ZM216 90H217V91H216V93H217L219 89H216ZM237 90H238V89H237ZM6 91H7V89H6ZM71 91H72V90H71ZM103 91H104V89L102 90V92H103ZM105 91H106V90H105ZM158 91H159V90H158ZM166 91H167V90H166ZM210 91H212V90H210ZM219 91H220V90H219ZM240 91H242V90H240ZM244 91H245V90H244ZM75 92H76V90L73 91L74 94H75ZM82 92H85V90L82 91ZM93 92H95V91H93ZM98 92H97V93H98ZM110 92H111V93H115V91H114V92H113V91H110ZM110 92H108V94H107V95L109 96V98H110V95H109ZM117 92H118V91H117ZM136 92L139 93L138 91H136ZM145 92H146V91H145ZM170 92H171V91H170ZM201 92L204 93L205 91H201ZM233 92H234V91H233ZM233 92H232V93H233ZM236 92H237V91H236ZM245 92H247V91H245ZM37 93H38V92H37ZM85 93H86V92H85ZM88 93H89V91H88ZM131 93H132V91H131ZM191 93H192V91H191ZM232 93H231V94H232ZM234 93H235V92H234ZM238 93H239V92H238ZM243 93H244V92H243ZM5 94H6V93H5ZM76 94H77V93H76ZM76 94H75V95H76ZM91 94H92V93H91ZM98 94H99V93H98ZM101 94H105V93H101ZM148 94H149V93H147L146 95H148ZM169 94H170V93H169ZM169 94H168V95H169ZM188 94L190 95V93H188ZM193 94H194V93H193ZM195 94H196V93H195ZM197 94H198V93H197ZM197 94H196V95H197ZM205 94H206V92H205ZM208 94H209V93H208ZM211 94H212V92H211ZM213 94L215 95V92H214ZM220 94H221V92H220ZM235 94H236V93H235ZM239 94H240V93H239ZM248 94H249V93H248ZM250 94H251V93H250ZM34 95H35V94H34ZM37 95H38V94H37ZM67 95H68V94H67ZM81 95H82V94H81ZM85 95H86V94H85ZM93 95H95V94H93ZM139 95H140V94H138L137 96L139 97ZM142 95H144V94H142ZM146 95H144V96H146ZM161 95H162V94H161ZM164 95H165V94H164ZM209 95H210V94H209ZM209 95H207V97H208ZM217 95H218V94H217ZM217 95H216V97H217ZM237 95H238V94H237ZM263 95H264V93H263ZM71 96H72V95H71ZM76 96L78 97L79 94L76 95ZM99 96L101 97V95H99ZM113 96H114V95H112V97H113ZM135 96H136V95H135ZM165 96H166V95H165ZM218 96H219V95H218ZM223 96H224V95H223ZM240 96H241V94H240ZM245 96H246V93H245ZM102 97H104V96H102ZM140 97H141V96H140ZM140 97H139V100H141ZM146 97H147V96H146ZM146 97H145V98H146ZM194 97H195V96H194ZM194 97H193V98H194ZM196 97H197V96H196ZM199 97H200V96H199ZM203 97H204V95H203L202 97H200V99L203 98ZM205 97H206V95H205ZM238 97H239V96H238ZM241 97L244 98V99L246 100L245 97H243V96H241ZM246 97H247V96H246ZM47 98H48V97H47ZM54 98H55V97H54ZM64 98H65V97H64ZM75 98H76V97H75ZM80 98H81V96H80ZM82 98H83V97H82ZM95 98H96V97H95ZM109 98H107V99H108L109 101H111V103L113 102L112 104H113V106H114V104H116V102H114V100H111V99H109ZM120 98H121V97H120ZM130 98H131V97H130ZM136 98H137V97H136ZM147 98H148V97H147ZM147 98H146V99H147ZM209 98H210V97H209ZM222 98H223V97H222ZM255 98H256V97H255ZM33 99H34V98H33ZM93 99H94V98H93ZM96 99H97V98H96ZM172 99H173V98H172ZM198 99H199V98H198ZM198 99H197V100H198ZM200 99H199V100H200ZM215 99H216V98H215ZM223 99H224V98H223ZM227 99H228V98H227ZM247 99H248V98H247ZM34 100H35V101H36V100L38 101V102H35V105H36V104L38 105V103L40 104L39 99L36 98V99H34ZM40 100H41V98H40ZM52 100H53V99H52ZM75 100H76V99H75ZM108 100H107V101H108ZM147 100H148V102L150 101L149 98H148ZM147 100H145L144 102H143V101H141V102H142L143 104H144V103H148ZM209 100L212 101V99H209ZM221 100H222V99H221ZM252 100H253V98H252ZM260 100H261V99H260ZM28 101H29V100H27V102H28ZM53 101H54V100H53ZM53 101H52V102H53ZM69 101H70V100H69ZM91 101H92V100H91ZM93 101H94V100H93ZM129 101H130V100H129ZM153 101H154V100H153ZM173 101H175V100L173 99ZM177 101H178V100H177ZM192 101H195V99H193ZM216 101H217V99H216ZM219 101H220V100H219ZM219 101H218V102H219ZM230 101H231V100H230ZM247 101H249V100H247ZM250 101H251V100H250ZM255 101H256V100H255ZM262 101H263V100H262ZM65 102H66V101H65ZM94 102H95V101H94ZM94 102H93L92 104H94V105L97 104L96 102H95V103H94ZM98 102H100V101L98 100ZM134 102H135V100H134ZM141 102H140V104H142ZM198 102H200V101H198ZM203 102H204V101H203ZM203 102H202V104H203ZM212 102H213V101H212ZM214 102H215V101H214ZM238 102H239V101H238ZM245 102H246V101H245ZM245 102H244V103H245ZM28 103H29V102H28ZM30 103H31V104H29V105H32V101H30ZM74 103H75V102H74ZM149 103H150V102H149ZM149 103H148L147 105H149ZM174 103H175V102H174ZM185 103H186V102H185ZM191 103H192V102H191ZM195 103H196V102H195ZM227 103H228V102H227ZM233 103H234V102H233ZM236 103H237V102H236ZM258 103H259V102H258ZM41 104H42V103H41ZM57 104H58V105H57V109H58V107H59V103L57 102ZM136 104H137V101H136ZM172 104H173V103H172ZM176 104H177V102H176ZM180 104H181V103H180ZM209 104H210V103H209ZM217 104H218V103H217ZM217 104H216V105H217ZM242 104H243V103H242ZM261 104H263V103L261 102ZM261 104H260V105H261ZM110 105H111V104H110ZM124 105H125V104H124ZM137 105H138V104H137ZM150 105H151V103H150ZM193 105H194V104H193ZM212 105H213V104H212ZM226 105H227V104H226ZM234 105H235V103H234ZM244 105H245V104H244ZM39 106H40V105H39ZM55 106H56V105H55ZM89 106H90V108H91V105H89ZM92 106H93V105H92ZM95 106H97V105H95ZM108 106H109V105H108ZM140 106H141V105H140ZM144 106H145V105H144ZM144 106H143V108H144ZM153 106H154V105H153ZM182 106H183V105H182ZM194 106H195L194 108H196L197 104H195ZM199 106H200V105H199ZM219 106H220V105H219ZM93 107H94V106H93ZM100 107H101V106H99V108H100ZM154 107H155V106H154ZM154 107H153V108H154ZM158 107H159V106H158ZM172 107H173V106H172ZM176 107H177V106H176ZM186 107H188V106H186ZM191 107H192V105H191ZM207 107H208V106H207ZM207 107H206V108H207ZM211 107H212V106H211ZM215 107H216V106H215ZM249 107H250V106H249ZM41 108H42V107H41ZM77 108H78V107H77ZM97 108H98V106H97ZM119 108H120V107H119ZM122 108H123V107H122ZM140 108H141V107H140ZM147 108H148V106H146V109H147ZM197 108H198V107H197ZM212 108H213V107H212ZM252 108H253V107H252ZM19 109H20V111H22L23 113L20 112V111H19V112L22 113V114L24 115V116H21L22 120L26 122V119H27L28 114H26V112H24V111L22 110L21 106L19 107ZM39 109H40V108H39ZM91 109L94 110V109H96V107H95V108H91ZM136 109L138 110V106H137ZM149 109H151V107H149ZM156 109H158V108H156ZM160 109H161V107H160ZM179 109H180V108H179ZM201 109H202V108H201ZM218 109H219V108H218ZM241 109H242V108H241ZM248 109H249V108H248ZM257 109H258V108H257ZM261 109H262V108H261ZM55 110H56V109H55ZM58 110L61 112L60 109H58ZM93 110H92V111H93ZM125 110H126V109H125ZM140 110H141V109H140ZM140 110H139V111H140ZM189 110H190V109H189ZM195 110H196V109H195ZM219 110H220V109H219ZM219 110H218V111H219ZM98 111H99V109H98ZM135 111H136V110H135ZM142 111H144V109L141 110V112H139L140 115H141V114L143 115V112H142ZM200 111H201V110H200ZM200 111H199V114H200V113H202V114L204 113L203 111H201V112H200ZM232 111H233V110H232ZM241 111H242V110H241ZM253 111H254V110H253ZM16 112H17V111H16ZM55 112H56V111H55ZM84 112H85V111H84ZM155 112H156V111H155ZM182 112H183V111H182ZM226 112H227V110H226ZM243 112H244V111H243ZM255 112H256V110H255ZM259 112H260V111H259ZM24 113H25V114H24ZM115 113L117 114V111H116ZM147 113H148V115H146V116H149V115H150L149 111H147ZM208 113H209V112H208ZM232 113H233V112H232ZM61 114H62V112H61ZM158 114H159V113H158ZM199 114H198V115H199ZM210 114H211V113H210ZM253 114H254V113H253ZM93 115L95 116V114H93ZM106 115L108 116V114H106ZM106 115H105V116H106ZM109 115L112 117L113 114L111 115V113H110ZM138 115H139V114H138ZM181 115H182V114H181ZM198 115L195 116V118H197L196 121H198V117H197ZM203 115L205 116V113H204ZM212 115H213V114H212ZM259 115H260V114H259ZM17 116H18V115H17ZM61 116H62V115H61ZM113 116H114V115H113ZM129 116H130V114H129ZM134 116H135V115H134ZM134 116H133V118H134ZM136 116H137V115H136ZM151 116H152V115H151ZM154 116H155V115H154ZM160 116H161V114H160ZM206 116H207V115H206ZM206 116H205V117H206ZM252 116H253V115H252ZM19 117H20V116H19ZM114 117H115V116H114ZM116 117H117V115H116ZM118 117H120V113H119V116H118ZM118 117H117V118H118ZM141 117H142V116H141ZM144 117H145V116H144ZM149 117H150V116H149ZM149 117H148V118H149ZM156 117H157V115H156ZM186 117H187V116H186ZM199 117H200V116H199ZM205 117H202V118L200 117V118H201V120H202V119L204 120ZM211 117H212V116H211ZM218 117H219V116H218ZM218 117H217V118H218ZM233 117H234V116H233ZM240 117H241V116H240ZM42 118H43V117H42ZM104 118H105V117H104ZM104 118H102V119H104ZM107 118H108V117H106V120L104 119V121H108L109 119H107ZM120 118H121V121H122L123 119H125V118H122V115H121ZM120 118H118V120H120ZM142 118H143V117H142ZM164 118H165V117H164ZM192 118H194V115H193ZM208 118H210V117H208ZM213 118H216V114H215V117L213 116ZM213 118H211V119H213ZM217 118H216V119H217ZM256 118H257V117H256ZM44 119H45V118H44ZM112 119H113V118H112ZM135 119H136V118H135ZM149 119H150V118H149ZM159 119H160V118H159ZM190 119H191V118H190ZM229 119H230V118H229ZM239 119H241V118H239ZM239 119H238V120H239ZM22 120H21V121H22ZM92 120H93V119H92ZM118 120H117V121H118ZM146 120H147V119H146ZM146 120H144V124H145V125H146V123H145ZM157 120H158V118H157ZM192 120H194V119H192ZM199 120H200V119H199ZM203 120H202V124H201V125H200L201 122H200V123L197 122L196 125H197V126L199 125V127H201V128L204 127V129H202V130L205 131V129H207L206 127H207V125H208V124H206L205 122H208L209 120H208V119H206L207 121L204 120V121H205V122H204V125H203ZM217 120H218V119H217ZM224 120H225V119H224ZM235 120H237V119H235ZM235 120H234V121H235ZM238 120H237V121H238ZM241 120L243 121V119H241ZM23 121H22V122H23ZM81 121H82V119H81ZM141 121H142V120H141ZM154 121H156V119H155ZM188 121H189V120H188ZM188 121H187V122H188ZM190 121H191V120H190ZM194 121H195V120H194ZM194 121H193V123H194ZM210 121H211V120H210ZM210 121H209V122H210ZM237 121L235 122V123H236L235 125H237ZM18 122H20V121H18ZM30 122H31V121H30ZM119 122H120V121H119ZM124 122H127V120L124 121ZM136 122H137V121H136ZM139 122H140V120L138 121V123H139ZM148 122H149V121H148ZM158 122H161V121L158 120ZM162 122H163V121H162ZM209 122H208V123H209ZM219 122H220V119H219ZM219 122H217V123L214 122V123H215V125H217ZM243 122H244V121H243ZM258 122H259V121H258ZM20 123H21V122H20ZM37 123H38V122H37ZM108 123H110V122H108ZM127 123H128V122H127ZM140 123H141V122H140ZM142 123H143V122H142ZM142 123H141V126L143 125ZM150 123H151V122H150ZM155 123H156V122H155ZM193 123H192V126H194ZM220 123H221V122H220ZM220 123H219V124H220ZM259 123H262V122H259ZM259 123H258V124H259ZM18 124H19V123H18ZM78 124H80V123H78ZM82 124H83V123H82ZM118 124H119V123H118ZM120 124L123 125V123H120ZM156 124H157V123H156ZM164 124H165V123H164ZM205 124H206V125H205ZM221 124H222V123H221ZM225 124H226V123H225ZM248 124H249V123H248ZM35 125H36V124H35ZM101 125H103V124L101 123ZM127 125H128V124H126V126H127ZM157 125H158V124H157ZM161 125H163V124H161ZM186 125H187V124H186ZM209 125H210V123H209ZM211 125H212V124H211ZM260 125L262 126V124H260ZM23 126H24V124H23ZM124 126H125V125H123V127H124ZM158 126H159V125H158ZM165 126H166V125H165ZM202 126H203V127H202ZM205 126H206V127H205ZM221 126H222V125H221ZM221 126H220V127H221ZM245 126H246V124H245ZM263 126H264V125H263ZM44 127H45V126H44ZM59 127H61V126H59ZM59 127H58V128H59ZM112 127H113V126H112ZM127 127H128V126H127ZM139 127H140V126H139ZM144 127H145V126H144ZM161 127H162V126H161ZM170 127H171V126H170ZM180 127H181V126H180ZM213 127H215V126H213ZM246 127H247V129H248V126H246ZM251 127H252V126H250L249 128H251ZM259 127H260V126H259ZM25 128H27V127L24 126L23 129H25ZM29 128H30V127H29ZM46 128H47V127H46ZM46 128H45V129H46ZM104 128H105L104 131H107L106 128H109L110 131L112 130V128H110L108 125H107V127L104 126ZM116 128H117V127H116ZM118 128H119V127H118ZM118 128H117V130H118ZM150 128H151V129H150ZM150 128H149V129H150L151 132L153 133V134H151V136H152V135H154V133L156 132V129H157V128L155 127V124H152V123L150 124ZM168 128H169V127H168ZM168 128H167V130H168ZM173 128H174V127H173ZM201 128H200V129H201ZM215 128H216V127H215ZM224 128L227 129L228 126H226V127H224ZM229 128H230V126H229ZM232 128H233V127H232ZM40 129H41V127H40ZM40 129H39V130H40ZM59 129H60V128H59ZM125 129H126V128H125ZM194 129H195V128H194ZM200 129L197 128V129H196L197 132H199ZM209 129H210V128H209ZM217 129H219V128H216V130H217ZM230 129H231V128H230ZM236 129H238V128L236 127ZM239 129H240V128H239ZM247 129H246V131H248ZM252 129H253V128H252ZM18 130H19V129H18ZM25 130H26V129H25ZM47 130H49V129H47ZM56 130H57V129H56ZM56 130H55V131H56ZM119 130H121V128H120ZM142 130L144 131V128H143ZM160 130H161V129H160ZM162 130H163V129H162ZM167 130H166V131H167ZM172 130H174V129H172ZM188 130H189V129H188ZM214 130H215V129H214ZM242 130H243V129H241V132H242ZM26 131H28V130H26ZM26 131H25V133H26ZM29 131H30V130H29ZM60 131H61V129L59 130V132H60ZM121 131H122V130H121ZM125 131H127V132L130 131V128H129L128 130H125ZM132 131H133V130L131 129V132H129V135L132 133ZM137 131H138V130H137ZM204 131H202L203 133H202L201 131H200L199 133L202 134V135H201V139L204 137V139L207 141L208 139L206 138V135L209 133V132H208L209 130H208V131H205V132H206V133H205L206 135L204 134ZM218 131H219V130H218ZM222 131H223V130H222ZM233 131H234V130H233ZM243 131H244V130H243ZM57 132H58V130H57ZM108 132H109V131H108ZM122 132H124V130H123ZM145 132H146V130H145ZM151 132L149 131V133H151ZM207 132H208V133H207ZM219 132H220V131H219ZM219 132H218V133H219ZM234 132H235V131H234ZM255 132H256V131H255ZM37 133H38V132H37ZM40 133H41V132H40ZM40 133H39V134H40ZM42 133H43V132H42ZM62 133H63V132H62ZM124 133H125V132H124ZM136 133H137V132H136ZM141 133H142V131H141ZM165 133H167V132H165ZM171 133H172V132H171ZM173 133H175V134H173ZM173 133H172V135H174L175 138H176V136H178L177 138H179V135H177V131H176V132L174 131ZM178 133H179V132H178ZM213 133H214V132H213ZM216 133H217V132H216ZM225 133H226V132H225ZM243 133H244V132H243ZM246 133H248V132H246ZM39 134H38V135H39ZM68 134H69V133H68ZM104 134H105V132H104ZM109 134H110V133H109ZM109 134H108V135H109ZM112 134H113V133H112ZM122 134H123V133H122ZM137 134H138V133H137ZM143 134H144V133H143ZM160 134H161V133H160ZM209 134L212 135V134H211V131H210ZM214 134H215V133H214ZM214 134H213V136H214ZM238 134H239V133H238ZM249 134H250V133H249ZM254 134H255V133H254ZM20 135H21V134H20ZM55 135H56V133H55ZM64 135H65V134H64ZM125 135H126V134H125ZM125 135H123V136H125ZM163 135H164V134H163ZM165 135H166V134H165ZM184 135H186V134H184ZM204 135H205V136H204ZM233 135H235V134H233ZM242 135H243V134H242ZM242 135H241V136H242ZM245 135H246V134H245ZM24 136H25V135H24ZM51 136H52V135H51ZM131 136H133V135H131ZM131 136H129V137H127V135L125 136L129 141L132 140V142H128V140L126 139V140H127V143H128V144H125L126 147H123L124 143H126V142H123L122 147L125 148V149H124L125 151L122 150V149H123L122 147H120V148H121L120 150H122V151H121V155L123 156L125 163L127 162L126 164H127V169H128V171L130 170L131 175H132V173L135 172V173L137 174V178L140 177V179H136L135 173L133 174V176H134L135 179H133L134 181H133V183H132L131 185L136 184V185H138V186H136L135 188L132 187L131 189H135V192H136L137 195H138V193H139L138 190L141 189V190H139V191H140V194H141V195H146V196L141 197V198H143V199H144L145 197H147V195H149V197L151 196V197L154 199V203H153V201H152V199H151V201H152V207H155V206H157V205H156L157 203L155 202V201H156V198H154V196L157 197L158 195H157V194L154 195L155 191H154L153 188H151L152 186H150V185H151V184L153 185V183L155 184V182L159 181L158 179H160L161 176L158 175V174H159L158 172H157L158 174L154 173V174H151V175H150V171L148 172V170L146 169L147 167H145V166H147L148 163H145V161L142 160L143 158L146 159L145 156H141V158H140V157H139V156H140L139 154H138V156L136 155L137 159L139 158L138 162H140V160H142L145 164H143V165L141 166V163H143V162H141V163H138V162H137V163H136V161H135V159H134V158H135L134 156H135L136 152L138 153V151H136V152L133 151L134 154L132 155L133 152L131 151V149L128 150L129 147L131 148V146H128L129 143H134V142H133V139H134V138H132ZM148 136H149V135H148ZM215 136H216V135H215ZM220 136H221V135H220ZM226 136H228V133H226ZM249 136H251V135H249ZM53 137H54V136H53ZM53 137H51V138H53ZM57 137H58V139H61V137H59L58 135H57ZM112 137H114V136L112 135ZM116 137H118V136H115V138H116ZM130 137H131L132 139H130ZM135 137H137V136H135ZM146 137H147V133H146ZM146 137H145V138H146ZM153 137H154V136H153ZM153 137H151V138H153ZM163 137H164V136H163ZM163 137H162V138H163ZM170 137H171V136H170ZM174 137H172V138L175 139ZM186 137H187V136H186ZM198 137H199V136H198ZM210 137H212V136H210ZM232 137H233V136H232ZM239 137H240V136H239ZM243 137H244V136H243ZM251 137H252V136H251ZM253 137H254V136H253ZM262 137H263V136H262ZM121 138H122V136H121ZM121 138L118 137V139L116 138V140H120ZM148 138H149V137H148ZM155 138H156V137H155ZM158 138H159V137H158ZM162 138H160V139H162ZM177 138H176V139H177ZM187 138H188V137H187ZM195 138H196V137H195ZM208 138H209V136H208ZM215 138H216V137H215ZM223 138H224V137H223ZM254 138H255V137H254ZM39 139H40V138H39ZM39 139H38V140H39ZM53 139H55V138H53ZM58 139H57V140H58ZM122 139H123V138H122ZM146 139H147V138H146ZM169 139H170V138H169ZM204 139H203V143H202L203 146L201 145V149H202V152L205 153V156H206L207 154L209 155V153H211V151H213V150L211 149V151H209V152L206 150V148L204 147V143H205L206 141H204ZM227 139H231V141H232V142H231V141L229 142V140H226V141H225L226 144L228 143L227 147L225 146L226 149H227L228 151L225 150V152H226L227 154L230 152L229 155H227L225 152H223V155H222L221 153H217L218 155H215V154H214L215 157H216V158H215V157L212 156L214 159H212V157H208L209 159L207 158L206 160L203 159L204 161H202V159H201V161H202L204 164H205V163H206V164L208 163V165H212V166H210V169H212V170L208 171L210 174H207V173H208V172H207V173H204V174H201V175H200V172H198V174H199V176H200V177H199V180L201 179V180H200L201 182L198 181L199 183H201L199 187H200V188L202 187L201 190L204 191L205 195H209L208 197H211V196L213 195L212 198H215L216 201L218 200L216 203H218L219 200H220V202L223 201V203H224V201H226L224 204H223V203H222V204L220 203V204H221V205H220L221 207H219L221 211H222V209H224L223 212H222V214H223V218H222V219H223V220H222L221 217H220V216H221V215H220V212H219V211L215 212V213L217 214V215L215 214L216 216H218V214H219L218 221L221 219V220H220L221 222L219 221V223H218V221H217L218 225H215V226L220 227V228H218V231H222V232H220V233H223V231H224L223 229H224V228L222 229V227H227V228H225L226 231H224V235H225V237H223V238H224V239H223V246H224V249H223V250H225V251H229V252H231V253L238 252L237 254L240 255L239 257H241L242 260H243V261H242V262H243L242 264H248L249 261H256V262L258 263V262L260 261L259 259H260L261 255L264 254V253H261V255H260V256L258 255V257H257V256L254 257V256H255V253L253 254L252 251H253L254 249H256L257 247L254 248V249L252 250V248L255 246V244L252 243L253 241H252V240L249 241V240H248V239H249L248 236H247L248 239H247V238L245 239L246 236H241V235L243 234L241 231H242V229H244V225L246 224V222H248L247 220H249V219H247V218L251 215L252 217H250V219H251L252 221H255L256 219H258V218H253V217L256 215V213H254L255 211L253 210L254 212H253V211L251 212L250 209H248L249 204H250L249 201H250L251 203H253L254 201L251 200V199H254V198H253L250 194H249L248 196H251V197H252L251 199H249V198L247 197V198H245V199H248V200H245L244 198L241 197V198H242V201H241L240 203H237L238 201L236 200L237 206L234 207V205H233V207H231V205H232L231 203H232L233 199L236 198V197H234V191H237V190H238L236 187L234 188V190L232 189V186H233L232 183H234L235 180L237 181V179H239V177H238L239 174L237 175V171H238V170H237L236 164H234V163H235V159H238L239 156H236V157H235L234 155H235L236 153H234L233 155H232V153H231V152H232V148L235 149V146L233 145V143H234V144L236 143V142H234V141H235L237 138H236V139L233 138V139H235V140H232V138H228V137H227ZM248 139H249V138H248ZM256 139H257V138H256ZM38 140H37V141H38ZM61 140H62V139H61ZM82 140H83V139H82ZM116 140H115V141H116ZM149 140H150V138H149ZM152 140H153V139H152ZM154 140H156V139H154ZM214 140H215V139H214ZM224 140H225V139H224ZM40 141H42V140H40ZM122 141H123V140H122ZM124 141H125V140H124ZM142 141H143V140H142ZM145 141L147 142L148 140H145ZM171 141H172V140H171ZM192 141H193V140H192ZM201 141H202V140H201ZM210 141L212 142V144L210 143ZM227 141H228V142H227ZM236 141H237V140H236ZM251 141H252V138H251ZM258 141H259V138H258ZM258 141H257V142H258ZM260 141H263V140H260ZM260 141H259V143H261ZM151 142H154V141H151ZM151 142H150V143L148 142V144L150 145V147L146 146V148H147V147H148V148H151V147H152V149H154L153 146H151V145H155V142H154V144H152ZM199 142H200V141H199ZM199 142H198V143H199ZM208 142H209L211 145H215V144H216V142L214 143L213 138H211L210 140H208ZM218 142H219V141H218ZM252 142H253V141H252ZM254 142H256V141H254ZM257 142H256V143H257ZM38 143H39V142H38ZM42 143H43V142H42ZM44 143H46V142H44ZM59 143H60V142H59ZM165 143H166V142H165ZM165 143H164V144H165ZM171 143H172V142H171ZM194 143H195V142H194ZM220 143H221V142H220ZM248 143H249V142H248ZM66 144H69V143L67 142ZM121 144H122V143H121ZM134 144H136V143H134ZM168 144H170V143H168ZM210 144H209V146H210ZM226 144H225V145H226ZM231 144H232V145H231ZM236 144H237V143H236ZM31 145H32V144H31ZM47 145H48V144H47ZM52 145H53V144H52ZM56 145H58L57 142H56ZM62 145H63V144H62ZM64 145H65V144H64ZM85 145H86V144H85ZM91 145H92V144H91ZM136 145H137V144H136ZM136 145H135V146H136ZM162 145H163V144H162ZM198 145H199V144H198ZM229 145H230V146H229ZM261 145H263V144L261 143ZM261 145H260V146H261ZM36 146H37V145H36ZM54 146H55V143H54ZM54 146H53V147H54ZM65 146H66V145H65ZM65 146H64V147H65ZM93 146H94V145H93ZM127 146H128V149H127ZM139 146H143V145H139ZM156 146H157V145H156ZM158 146H161L160 142L158 143ZM171 146H172V145H171ZM181 146H182V145H181ZM205 146H206V145H205ZM209 146H208V147H209ZM233 146H234V147H233ZM236 146H237V145H236ZM256 146H257V145H256ZM38 147H39V146H38ZM50 147H51V146H50ZM53 147H52V148H53ZM55 147H56L55 150H54V148H53L54 151H56V150L59 148L58 146H55ZM57 147H58V148H57ZM172 147H173V146H172ZM175 147H176V146H175ZM183 147H184V146H183ZM206 147H207V146H206ZM212 147H213V146H212ZM221 147H222L221 144H218L217 148H215V149H216V152H217V151H218V152L221 151V149L223 148V147H222V148H221ZM231 147H232V148H231ZM43 148H44V147H43ZM52 148H51V149L49 148V150H50L49 152L52 153V154H49V156H50V155H53V153H54V152H51V151H52ZM136 148H137V147H136ZM144 148H145V147H144ZM161 148H162V147H161ZM170 148H171V147H170ZM188 148H189V147H188ZM198 148H199V147H198ZM203 148H205L204 151H203ZM218 148H221V149H220V150H217ZM254 148H255V147H254ZM38 149H39V148H38ZM38 149H36V153L39 151ZM40 149H42V147H41ZM44 149H45V148H44ZM44 149H43V150H44ZM59 149H62V148H59ZM59 149H58V150H59ZM63 149H64L63 151H65V148H63ZM132 149H133V148H132ZM189 149L191 150V148H189ZM223 149H224V148H223ZM37 150H38V151H37ZM43 150H41V151H43ZM45 150H46V149H45ZM69 150H71V149H69ZM69 150H68V152H69ZM133 150H134V149H133ZM138 150H139V149H138ZM158 150H159V148L156 149V152H157ZM174 150H176V149H174ZM198 150H199V149H198ZM205 150H206V151H205ZM208 150H210V148H209ZM236 150H237V149H236ZM238 150H239V149H238ZM238 150H237V151H238ZM60 151H61V150H60ZM66 151H67V150H66ZM73 151H74V150H73ZM73 151H72V154H75V153H73ZM141 151H142V150H141ZM147 151H148V150H147ZM147 151H146V154H147V155H146V154H143V153H140V154L146 155V156L148 157V159L150 160V158H149V157H150V154H152L153 152H150V150H149L150 153H147ZM153 151H155V150H153ZM160 151H161V150H160ZM160 151H159V152H160ZM179 151H180V150H179ZM200 151H201V150H200ZM222 151H223V150H222ZM222 151H221V152H222ZM234 151H235V150H234ZM245 151H246V150H245ZM259 151H261V149H260ZM20 152H21V151H20ZM43 152H44V151H43ZM46 152H47V151H46ZM58 152H59V151H58ZM68 152H66V155H65V156L70 157V156L72 155V154H71V151H70L69 153H68ZM163 152H164V151H163ZM196 152H197V151H196ZM202 152H201V155H203ZM207 152H208V153H207ZM214 152H215V151H214ZM216 152H215V153H216ZM235 152H236V151H235ZM239 152H240V151H239ZM55 153H57V152H55ZM55 153H54V154H55ZM64 153H65V152H64ZM67 153H68V154H67ZM172 153H174V152H172ZM176 153H177V152H176ZM37 154H41V152L39 151ZM59 154H60V153H59ZM148 154H149V155H148ZM194 154H195V153H194ZM211 154H212V153H211ZM224 154H226L227 156H229L231 159H232L233 157H235V158L232 159V161L229 160V161L226 163V165H228V164H232V162H233L232 165H233L234 168L231 167L232 169L230 168L229 171H221V167H223L222 165L225 164L224 161H223L224 159H222L223 157H225ZM240 154H241V153H240ZM243 154H244V153H243ZM101 155H102V154H101ZM104 155H105V157H106V154H104ZM104 155H102V156H104ZM198 155H199V153H198ZM231 155H232V156H231ZM245 155H246V154H245ZM260 155L264 156L263 153L260 154ZM37 156H38V158H40V159L43 157L42 155H41V157H39L40 155H37ZM49 156H48L49 159H50V158L53 159L52 157H49ZM53 156H56V155H53ZM60 156H61V155H60ZM72 156H74V155H72ZM127 156H128V157H127ZM151 156H152V155H151ZM153 156H155V155H153ZM255 156H256V155H255ZM262 156H260V157L258 156V157H256V158H260V159H261ZM44 157H45V155H44ZM44 157H43V160L45 159ZM63 157H64V156H63ZM176 157H177V156H176ZM200 157H201V156H200ZM180 158H181V157H180ZM201 158H202V157H201ZM46 159H47V158H46ZM74 159H76V158H74ZM151 159H152V158H151ZM183 159H184V158H183ZM215 159H216V160H215ZM218 159H219V162H217V164H216V161H218ZM241 159H242V158H241ZM34 160H35V158H34ZM34 160H33V161H34ZM43 160H42V161H43ZM54 160H55V159H54ZM62 160H63V159H62ZM71 160L73 161V159H71ZM104 160H106V158H105ZM191 160H192V159H191ZM233 160H234V161H233ZM56 161H57V160H56ZM75 161H76V160H75ZM134 161H135V163H134ZM161 161H162V159H161ZM164 161H165V160H164ZM180 161H181V160H180ZM236 161H237V160H236ZM253 161H254V160H253ZM43 162H44V161H43ZM47 162H48V161H47ZM146 162H147V161H146ZM170 162H171V161H170ZM182 162H183V160H182ZM213 162H214V163H213ZM229 162H231V163H229ZM245 162H246V160H245ZM251 162H252V160H251ZM254 162H255V161H254ZM262 162H263V160H262ZM44 163H45V162H44ZM70 163H72V162H70ZM73 163H75V162L73 161ZM161 163H162V162H161ZM167 163L169 164L168 161H167ZM180 163H181V162H180ZM200 163H201V162H200ZM221 163H222V165H221ZM223 163H224V164H223ZM247 163H248V164H247ZM39 164H40V163H39ZM135 164H136V165H135ZM138 164H140V167H141V169H142L143 171H144V169H146L147 172H145V171H144V172H143V171H140V172H139L140 169L138 170ZM170 164H171V163H170ZM197 164H198V163H197ZM206 164H205V165H206ZM238 164H239V163L237 162V165H238ZM102 165H103V164H102ZM104 165H105V164H104ZM104 165H103V166H104ZM106 165H107V164H106ZM106 165H105V166H106ZM159 165H160V164H158V166H159ZM176 165H177V163H176ZM179 165H180V164H179ZM181 165H182V164H181ZM192 165H193V164H192ZM205 165H204V166H205ZM208 165H206V167H207ZM214 165H215V166H214ZM232 165H230V166H232ZM242 165H243L244 167H246V169H245V173H247V175H243V174H241V173H242V172H241L242 170H240L241 173L238 171V172L243 176V177H242V180H243V178H246V176H247V177L250 176V180H251L252 177H253V180H254L255 176H253V174H255V173L253 172L254 170H252L253 173L250 171L252 166H251V165H250L251 167L249 166V162H246V165H244V163H242V164L239 166V168H240ZM263 165H264V164H262V165H260V166L257 165V166L262 168ZM74 166H75V165H74ZM105 166H104V167H105ZM134 166H137V167L134 169ZM196 166H197V165H196ZM202 166H203V165H202ZM204 166H203V167H204ZM243 166H242V169H243V171H244V167H243ZM248 166H249V169H250V170H248V168H247ZM108 167H109V166H108ZM162 167H163V166H162ZM162 167H160V168H162ZM172 167H173V169H175L173 165H172ZM172 167H171V170L173 171ZM183 167H184V166H183ZM198 167H199V166H198ZM208 167H209V166H208ZM211 167H212V168H211ZM224 167H225V166H224ZM235 167H236V168H235ZM76 168H77V166H76ZM155 168H156V167H155ZM158 168H159V167H158ZM160 168H159V169H160ZM199 168L202 169L201 166H200ZM226 168H227V167H226ZM261 168H260V169H261ZM70 169H71V166H70ZM73 169H75V168H73ZM159 169H157V170H159ZM197 169H198V168H197ZM203 169H205V168H203ZM203 169H202V170H203ZM254 169H255V168H254ZM262 169H264V168H262ZM77 170H78V169H77ZM87 170H88V169H87ZM133 170H135V171L132 172ZM160 170H161V169H160ZM177 170L179 171V173L181 172L179 169H177ZM206 170H208V169L206 168ZM235 170H237V171H235ZM106 171H108V169H107ZM109 171H110V170H109ZM161 171H162V170H161ZM198 171H199V169H198ZM204 171H205V170H203V172H204ZM246 171H248V172H246ZM138 172H139V174H138ZM173 172H174V171H173ZM250 172H251V173H250ZM75 173H76V172H75ZM130 173H129V174H130ZM183 173H184V172H183ZM195 173H196V171H195ZM249 173H250V174H249ZM260 173H261V172H260ZM155 174H156V175H155ZM171 174H172V172H171ZM173 174H175V173H173ZM181 174H182V173H181ZM187 174H188V173H187ZM206 174H207L208 176H206ZM248 174H249V175H248ZM75 175H76V174H75ZM152 175H153V176H152ZM196 175H197V173H196ZM202 175H204L205 177L202 176ZM214 175L217 176V177H215ZM255 175H256V177H259V176H257L258 174H255ZM57 176H58V175H57ZM77 176H78V174H77ZM96 176H97V175H96ZM129 176H130V175H129ZM174 176H175V175H174ZM183 176H185V175H181V176H179V178H180V177H181V178H184V182H183V183L186 184V182H185V181H186V180H185V177H183ZM189 176H190V175H189ZM201 176H202V177H201ZM261 176H262V174L260 175V177H261ZM263 176H264V174H263ZM147 177H148V178H147ZM186 177H187V175H186ZM196 177H197V176H196ZM203 177H204V178H203ZM211 177H212V178H211ZM214 177H215L216 180L213 179ZM237 177H238V178H237ZM240 177H241V176H240ZM96 178H97V177H96ZM99 178H100V176H99ZM210 178H211V179H210ZM111 179H113V178H111ZM131 179H132V178H131ZM187 179H188V178H187ZM196 179H197V178H196ZM212 179L214 180V182H212V181H211V182L214 183V185H213V184L211 185V183H210V180H212ZM255 179H257V178H255ZM262 179H263V178H262ZM93 180H94V179H93ZM96 180H97V179H96ZM109 180H110V179H109ZM138 180H139V181H138ZM197 180H198V179H197ZM57 181H58V180H57ZM94 181H95V180H94ZM94 181H93V182H94ZM110 181H111V180H110ZM110 181H108V182H109L108 184H110ZM223 181H224V182H223ZM238 181H239V180H238ZM240 181H241V180H240ZM248 181H249V180H248ZM248 181H247V182H248ZM255 181H256V180H255ZM257 181H258V180H257ZM263 181H264V180H263ZM95 182H96V181H95ZM95 182H94V184H96ZM98 182H99V181H98ZM134 182H135V183H134ZM136 182H137V183H136ZM225 182H226V183H225ZM251 182H252V181H251ZM251 182L249 181V183H251ZM60 183H64V181H63V180H60ZM111 183L114 184L113 182H111ZM115 183H116V182H115ZM138 183H139V184H138ZM164 183H166V182H164ZM172 183H173V182H172ZM237 183H238V182H237ZM263 183H264V182H263ZM94 184H93V186H95ZM117 184H118V183H117ZM117 184H115L116 187H119V186H117ZM156 184H157V183H156ZM223 184L226 185L227 187H226V188H225V186L223 187V186H222ZM242 184H243V183H242ZM252 184H253V182H252ZM52 185H53V183H52ZM96 185H97V184H96ZM127 185H128V184H127ZM140 185H141L142 188L140 187ZM172 185H173V184H172ZM235 185H237V184H235ZM239 185H240V184H239ZM244 185H246V184H244ZM254 185H255V184H254ZM258 185H259V183H258ZM110 186H111V185H110ZM134 186H135V185H134ZM153 186H154V185H153ZM221 186H222V187H221ZM237 186H238V185H237ZM240 186H241V185H240ZM250 186H252V185H250ZM255 186L257 187V185H255ZM255 186H254V187H255ZM261 186H262V185H261ZM145 187H148V188L146 189ZM163 187H165V185H164ZM163 187H162V188H163ZM244 187H246V186H244ZM256 187H255V188H256ZM258 187H260V186H258ZM113 188H114V187H113ZM143 188H144L145 190H143ZM188 188H189V187H188ZM222 188L227 189V190H225V193H226V194L224 195V197H223V196H222V197L219 196L220 193L222 192V190H219V189H222ZM252 188H253V187H252ZM261 188H262V187H261ZM136 189H137V191H136ZM149 189H150V190H149ZM151 189H152V190H151ZM235 189H236V190H235ZM242 189H244V188H242ZM242 189H241V190H238V191L241 193ZM248 189H249V188H248ZM197 190H198V189H197ZM197 190H196V191H197ZM249 190L252 191V189H249ZM249 190H248V191H249ZM258 190H259V189H258ZM112 191H113V190H112ZM167 191H168V190H167ZM184 191H186V190H184ZM202 191H201V192H202ZM255 191H256V190H255ZM137 192H138V193H137ZM169 192H170V194H171V191H170V190H169ZM172 192H173V191H172ZM227 192H228V193H227ZM239 192H238V193H239ZM144 193H146V194H144ZM147 193H148V194H147ZM163 193H165V191H164ZM190 193H191V191H190ZM238 193H235V195L237 194L238 197L242 196V194H241V195H238ZM242 193H243V191H242ZM244 193H245V191H244ZM140 194H139V195H140ZM158 194H159V193H158ZM173 194H174V193H173ZM200 194H201V193H200ZM200 194L197 193V195H198L199 197H200ZM201 195H202V194H201ZM227 195H228V196H227ZM243 195H244V194H243ZM246 195H247V193H246ZM81 196H82V195H81ZM81 196H80V197H81ZM173 196H174V195H173ZM192 196H193V195H192ZM225 196H226V197H225ZM171 197H172V196H171ZM182 197H183V196H182ZM187 197H190V194H189V196L187 195ZM196 197H197V196H196ZM205 197H206V196H205ZM208 197H206V198H208ZM238 197H237V198H238ZM243 197H246V196H243ZM222 198H223V200H222ZM237 198H236V199H237ZM241 198H238V199H241ZM255 198H257V197H255ZM259 198H260V197H259ZM137 199H138V198H137ZM173 199H175V198H173ZM176 199H177V198H176ZM176 199H175V200H176ZM261 199H262V198H261ZM157 200H158V199H157ZM161 200H162V199H161ZM183 200H184V199H183ZM200 200H201V198H200ZM202 200H203V199H202ZM243 200H244V201H243ZM257 200H258V199H257ZM82 201H83V200H82ZM171 201H172V200H171ZM171 201H170V202H171ZM230 201H231V203H230ZM239 201H240V200H239ZM260 201H261V202L263 201V203H264V193H263V200H260ZM170 202H169V203H170ZM197 202H198V201H197ZM261 202L259 203L260 205L258 204V202H257L256 204H258V206H263V205H261V204H262ZM176 203H177V202H176ZM186 203H187V202H186ZM195 203H196V202H195ZM229 203H230L231 205H229ZM180 204H181V202H180ZM184 204H185V201H184ZM184 204H182V205H184ZM233 204H234V202H233ZM87 205H88V203H87ZM132 205H133V204H132ZM134 205H135V204H134ZM134 205H133V206H134ZM176 205H177V204H176ZM176 205H175V206H176ZM187 205H188V204H187ZM194 205H195V204H194ZM200 205H201V204H200ZM225 205H226V207H225ZM228 205H229V206H228ZM243 205H244L245 210H244V208H243L244 212L242 213V211H240V209H239L238 206H243ZM252 205H253V208H255V207H254V206H255L254 203H253ZM90 206H91V205H90ZM92 206H93V205H92ZM135 206H136V205H135ZM188 206H189V205H188ZM207 206H208V210H209V209H210V208H209L210 206H209L208 204H207ZM222 206H224L225 208H223ZM203 207H205V209L202 208L204 211H208V210L206 209V205L203 206ZM251 207H252V206H251ZM95 208H96V207H95ZM183 208H184V207H183ZM187 208H188V207H187ZM219 208H218V209H219ZM240 208H241V207H240ZM256 208H257V205H256ZM258 208H259V207H258ZM261 208H262V207H261ZM92 209H93V208H92ZM153 209H155V208H152V210H153ZM188 209H190V208H188ZM157 210H159V208H158ZM170 210H171V209H170ZM182 210H183V209H182ZM193 210H194V209H193ZM196 210H197V209H196ZM203 210L200 211L201 214H203V213H204V214H208V213H209V212H206V213H205ZM251 210H252V209H251ZM263 210H264V209L262 208L261 211L263 212V214H262L260 211H258V214H257L256 217L262 216V217H259V218L264 219V218H263V217H264V211H263ZM139 211H140V210H139ZM160 211H161V210H159V212H160ZM176 211H177V210H176ZM184 211H185V210H184ZM184 211H183V212H184ZM202 211H203V213H202ZM248 211H250V212H248ZM171 212H172V211H171ZM190 212H191V211H190ZM7 213H9V212H7ZM58 213H59V212H58ZM133 213H134V212H133ZM135 213H136V212H135ZM143 213H144V212H143ZM151 213H153V212H151ZM164 213H165V212H163V214H164ZM185 213H186V212H185ZM245 213H246V214H245ZM252 213H253V214H252ZM131 214H132V213H131ZM144 214H146V213H144ZM165 214H166V213H165ZM175 214H176V212H175ZM177 214H178V211H177ZM180 214H181V213H180ZM209 214H210V213H209ZM209 214H208V216L211 215V214H210V215H209ZM243 214H245V215H243ZM249 214H250V215H249ZM35 215H36V214H34L33 216L35 217ZM79 215H80V214H79ZM152 215H154V214H152ZM160 215H161V214H160ZM169 215H170V214H169ZM194 215H195V214H194ZM253 215H254V216H253ZM258 215H259V216H258ZM11 216H12V215H11ZM37 216H39V215L37 214ZM111 216H112V215H111ZM142 216H143V215H142ZM144 216H145V215H144ZM166 216H167V215H166ZM170 216H171V215H170ZM181 216H182V215H181ZM203 216H205V218H206V215H203ZM213 216H214V214H213ZM213 216L211 215L210 218L212 217L213 219H211V220H212L213 222H214V220H215V222H216V219H215ZM41 217H42V216H41ZM135 217H136V216H135ZM137 217H138V216H137ZM161 217H162V216H160V218H161ZM167 217H168V216H167ZM176 217H177V216H176ZM36 218H37V217H36ZM36 218H35V219H36ZM102 218H103V217H102ZM143 218H144V217H143ZM148 218L151 219V220H153V219L155 218V221H156V220H159V219H156L157 217H155V215L152 216V217H151V216H148ZM152 218H153V219H152ZM197 218H198V217H197ZM207 218H208V217H207ZM207 218H206V219H207ZM210 218H209V219H210ZM112 219H113V218H112ZM145 219H146V222H147V216L145 217ZM175 219H176V218H175ZM183 219H184V218H183ZM195 219H196V218H195ZM206 219H205V220H206ZM209 219H207V223L209 222ZM246 219H247V220H246ZM136 220H137V218H136ZM163 220H164V219H163ZM176 220H177V219H176ZM224 220H226V221H224ZM140 221H143V220H140ZM159 221H160V220H159ZM166 221H167V220H166ZM177 221H178V220H177ZM177 221L175 222L177 226H174V227H175L174 230H173L172 228H170V229L167 228V229H166V226H165V228H163V227L161 226L162 224L159 225V226L157 225L158 228L161 226V229L164 230V233H165V231H167V232L169 233L168 235L166 234L167 232L164 234L163 231H162L161 233L156 234L157 232H160L161 229H158V228H157V230H155L154 228H156V226H154V225H156V224H154L153 221H152V222H153L154 225L151 224L152 222L149 223V229H150V225H153V226H154L153 229H154L155 232H156L154 235H156V236L158 235L157 237H159V236H161L162 234H164L163 239L166 240V241H164V242H168V238H167V236H168V237H170V236H174V235H171V233L176 234V231H177V232H180L179 229H180L181 227H179L180 225L177 224V223H180V222H177ZM222 221H223L224 223H227V224L224 226V224L222 223ZM256 221H257V220H256ZM194 222H195V221H194ZM201 222H202V221H201ZM215 222H214V223H215ZM258 222H259V221H258ZM105 223H106V221H105ZM142 223H143V222H142ZM172 223H173V222H172ZM172 223H171V224H172ZM175 223H174V224H175ZM185 223H186V222H185ZM209 223H211V222H209ZM221 223L223 224V226H221ZM250 223H251V222H250ZM182 224H184V221H183ZM186 224H187V223H186ZM248 224H249V222H248ZM141 225H142V224H141ZM141 225H139V229H140V226H141ZM143 225H146L145 220H144V224H143ZM143 225H142V226H143ZM147 225H148V223H147ZM147 225H146V226H147ZM168 225H169V224H168ZM189 225H190V224H189ZM207 225H209V224H207ZM207 225H206V226H207ZM219 225H220V226H219ZM263 225H264V222H263ZM142 226H141V227H142ZM163 226H164V225H163ZM171 226H172V225H171ZM195 226H196V225H195ZM195 226H194V227H195ZM206 226H205V227H206ZM210 226H211V227H210V229H211V228H212V225L210 224ZM215 226L213 225V227H214L213 229H214V230L216 229ZM144 227H145V226H144ZM151 227H152V226H151ZM168 227H170V226H168ZM134 228H135V227H134ZM137 228H138V226H137ZM137 228H136V229H137ZM183 228H184V226H183ZM241 228H242V229H241ZM143 229H144V228H143ZM168 229H169V230H168ZM181 229H182V228H181ZM185 229H187V228H185ZM192 229H193V228H192ZM206 229H207V228H206ZM220 229H221V230H220ZM140 230H141V229H140ZM147 230H148V229H147ZM171 230H172V231H175V232H171ZM182 230H184V229H182ZM187 230H189V229H187ZM190 230H191V228H190ZM195 230H196V229H195ZM216 230H217V229H216ZM239 230H240V231H239ZM193 231H194V230H193ZM196 231H197V233L199 232L198 230H196ZM208 231H209V227H208ZM208 231H207V232H208ZM237 231H239V233L241 232L242 234L239 235V233H238ZM263 231H264V229H263ZM137 232H138V231H137ZM214 232H215V231H214ZM134 233H135V230H134ZM141 233H142V232H141ZM143 233H144V232H143ZM192 233H193V232H192ZM220 233H219V234H220ZM135 234H137V233H135ZM160 234H161V235H160ZM193 234H194V233H193ZM206 234H207V233H206ZM244 234H245V233H244ZM244 234H243V235H244ZM257 234H258V233H257ZM259 234H260V233H259ZM111 235L113 236V235H115V234L112 233ZM169 235H170V236H169ZM184 235H185V234H184ZM196 235H197V234H196ZM222 235H223V234H222ZM246 235H247V234H246ZM261 235H262V234H261ZM263 235H264V232H263ZM263 235H262V236H260V235L255 236V237H257V241H256V242H258V244H256V245H258L259 247H261V248H259V250L261 249L262 251H264V243H262V241H264V236H263ZM134 236H135V235H134ZM145 236H148V235H145ZM182 236H183V235H182ZM194 236H195V235H194ZM197 236H198V235H197ZM116 237H117V236H116ZM118 237H119V236H118ZM118 237H117V238H118ZM199 237H200V236H199ZM220 237H221V236H220ZM117 238H116V239H117ZM155 238H156V237H155ZM161 238H162V236H161ZM161 238H160V239H161ZM176 238H177V237H176ZM178 238H179V237H178ZM189 238H190V237H189ZM169 239H170V238H169ZM172 239H173V238H172ZM194 239H196V238H194ZM199 239H200V238H199ZM203 239H204V238H203ZM221 239H222V238H221ZM250 239H251V238H250ZM253 239H254V238H253ZM155 240H156V239H155ZM151 241H152V240H151ZM153 241H154V240H153ZM153 241H152V242H153ZM157 241H158V240H157ZM157 241H156V242H157ZM170 241H171V240H170ZM170 241H169V243H167V244H170ZM176 241H177V239H176ZM176 241H175V242H176ZM191 241H192V240H191ZM191 241L188 240V243H189V244L192 243V242L194 243V241H192V242H191ZM195 241H196V240H195ZM198 241H199V240H198ZM204 241H205V240H204ZM156 242H155V243H156ZM171 242H172V241H171ZM175 242H174V245H175ZM182 242H184V241H182ZM182 242H181V241H179V243H178V241L176 242L177 244H179L178 246L181 248V250H182V248H183V246L181 247V245H182L181 243H182ZM155 243H153V245H154ZM203 243H204V242H203ZM205 243H206V242H205ZM207 243H208V245H209V242H207ZM184 244H185V242H184ZM184 244H183V245H184ZM137 245H138V244H137ZM187 245H188V244H187ZM187 245H186V248L188 247ZM196 245H197V244H196ZM208 245H207V247H208ZM252 245H254V246L252 247ZM138 246H139V245H138ZM142 246H143V244H142ZM154 246H155V245H154ZM168 246H169V245H168ZM168 246H167V247H168ZM193 246H194V248H195V244H194ZM221 246H222V245H221ZM147 247H148V246H147ZM190 247H191V246H189L188 248H190ZM196 247H197V246H196ZM205 247H206V246H205ZM211 247H212V246H211ZM214 247H215V246H214ZM142 248H143V247H142ZM150 248H151V247H150ZM155 248H156V246L153 247V249H155ZM180 248H179V249H180ZM191 248H192V247H191ZM194 248H193V249H194ZM221 248H222V247H221ZM198 249H199V248H197V250H198ZM209 249H210V248H209ZM141 250H142V249H141ZM156 250H157V252H154V253L150 252V253H152L150 257L153 256V259H152L153 261L151 262V264H176V261H174V260H175V258H174L175 255L170 254L169 251H168L166 254H165V253L163 254V252H162V251H159V249H156ZM181 250H180V251H181ZM183 250H184V248H183ZM183 250H182V252H183ZM207 250H208V249H207ZM215 250H216V248H215ZM135 251H137V250H135ZM180 251H178V252H180ZM194 251H195V250H194ZM208 251H210V250H208ZM218 251H219V250H217L216 253H217ZM247 251H248V252H247ZM250 251H251V252H250ZM256 251H257V250H256ZM262 251H261V252H262ZM137 252H138V251H137ZM222 252H223V251H221V253H222ZM135 253H136V252H135ZM168 253H169V254H168ZM180 253H181V252H180ZM186 253H187V252H186ZM210 253H213V252H210ZM219 253H220V252H218V254H219ZM221 253H220V255H222ZM226 253H227V252H226ZM178 254H179V253H178ZM228 254H229V253H228ZM235 254H236V253H235ZM235 254H234V255H235ZM241 254H242V255H245V254H246V255H245V256H242ZM258 254H259V253H258ZM136 255H137V254H136ZM176 255H177V254H176ZM179 255L181 256V254H179ZM211 255H212V254H211ZM220 255H219V256H220ZM249 255H250V257H249ZM251 255H252V256H251ZM256 255H257V254H256ZM141 256H142V255H141ZM173 256H174V257H173ZM217 256H218V255H217ZM230 256H231V255H230ZM235 256H236V255H235ZM125 257H126L125 261H126V263H128V261L131 260V259L127 260L128 255L126 256V254H124L123 258H125ZM154 257L156 258L155 262H154ZM178 257H179V256H178ZM208 257H209V255H208ZM210 257H211V256H210ZM213 257H214V256H213ZM215 257H216V256H215ZM215 257H214V258H215ZM251 257H252V258H251ZM211 258H212V257H211ZM234 258H235V257H234ZM234 258H233V259H234ZM236 258H237V257H236ZM241 258H240V260H241ZM121 259H122V258H121ZM176 259H177V258H176ZM182 259H183V258H182ZM216 259H217V258H216ZM257 259H258L259 261H258ZM116 260H117V259H116ZM218 260H219V259H218ZM218 260H216V262H217ZM235 260H236V259H235ZM108 261H109V259H108ZM113 261H114V260H113ZM117 261H118V260H117ZM208 261H210V260H208ZM115 262H116V261H115ZM129 262H130V261H129ZM153 262H154V263H153ZM210 262H211V261H210ZM118 263H119V262H118ZM123 263H124V262H123ZM182 263H184V260H182ZM212 263H213V262H212ZM218 263H219V262H218ZM142 264H143V263H142ZM185 264H186V263H185ZM194 264H195V263H194ZM215 264H217V263H215ZM236 264H237V263H236Z\"/></svg>",
    "mask_w": 264,
    "mask_h": 264
},
{
    "label": "snow or ice",
    "instance_id": "snow-or-ice-1",
    "mask_svg": "<svg viewBox=\"0 0 264 264\" xmlns=\"http://www.w3.org/2000/svg\"><path fill=\"white\" fill-rule=\"evenodd\" d=\"M94 7H99V5H96ZM144 7L147 8L148 5H145ZM8 22H9V24H11L12 21L10 18H9ZM262 243H264V241H262ZM248 264H257V262L256 261H249ZM258 264H264V254H262V257H261L260 261L258 262Z\"/></svg>",
    "mask_w": 264,
    "mask_h": 264
}]
</instances>
